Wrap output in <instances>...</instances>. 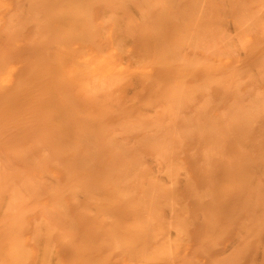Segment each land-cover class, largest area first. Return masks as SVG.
<instances>
[{
  "label": "rangeland",
  "instance_id": "1",
  "mask_svg": "<svg viewBox=\"0 0 264 264\" xmlns=\"http://www.w3.org/2000/svg\"><path fill=\"white\" fill-rule=\"evenodd\" d=\"M3 1H4V3H3ZM17 3H16V2ZM26 1L27 0H0V19L2 20V22H1V20H0V24H2V25H0V35H1V33L3 34V37H1L0 39L1 40H3L2 42H0V44L1 43H5V40L7 39V42L8 43H10V34L8 35L9 37L8 38H6L7 37V35L5 36V34H8L9 33V31H10V29H9V31L7 32L6 31V33H5V26H6V24H7V27H8V25L10 24V25H12V23H13V21H14V24H13V26H11V28H14L15 29V26L14 25H16L15 23H17V22H20L21 21V23H22V25L20 24V26H22L23 28H20V29H22V31L20 32V29H15V31L13 30V32H17L16 33V36H17V39H16V36L14 37V39L12 40V42L10 43V44H14L13 46H14V48L16 49H11V47H9V46H11V45H6L7 44V42H6V46H7V48L9 47V49L7 50L8 52H10L11 51V54L13 53V51L15 52L14 53V60L13 61H10L9 62V64H10V67L14 70V72L15 73H17V72H20L23 68H26V66H27V64L28 63H26V62H28V60H29V58H33L34 56H37V54L39 55L40 54V52H42L45 48L47 49V46L49 45H51L52 43L54 44V41H55V44H60V41H61V43L63 42L64 43V41H65V43L63 44V45H66L68 48H70V51L71 52H73L74 53V55H77V56H80V55H82V54H90V58L92 59L93 58V56L95 57V58H97V62H96V59L95 58H93V60H95V61H93L95 64L96 63H100V62H103V63H105V62H109V63H111V64H113V65H115L116 67L118 66H120L119 68H122L123 70V74H124V82L122 81L120 84H118L117 85V87H115V88H118V86H119V89H113L112 90V93H111V95H113L114 96V98L112 97V99L109 101L108 100V102H107V105H105L106 103L105 102H100L101 104L99 105V108H97L98 107V104L96 105L97 107H95L93 110H95V113H87L86 114V112H85V106L83 107L82 105L84 104V103H80L81 101L83 102V100H81V99H79V98H77V96L76 97H74L73 96V98H74V100L75 101H73L72 102V104L73 105H71L69 102H67V103H65V105L64 106H66V104H70L71 105V107H67V110L70 108V110L69 111H67L66 113H65V116L67 117H65L67 120H70V121H68V122H66V121H64L65 122V126H63V125H61V127L60 126H54V128H49V130L51 129L52 131V133H56L57 134V132H59L60 130H61V132L63 133H60L62 136H60V140L56 137V135H54V134H52V133H50V131L48 132L49 134H52V136L51 137H53V135H54V138H51V139H56V141L54 142V144L55 145H53V144H50L49 142H43V144L45 143L46 145H44V146H40V148H39V150L41 149V147L42 148H44L45 146V150H46V153H43V155L46 157V160L48 159L47 157H50L51 159L49 160L50 162L48 163L47 161L46 162H44V164H46L45 166H44V169L46 170V172L47 173H49V175H51L52 176V178L55 180L54 181V183H55V185L58 187V192H59V197L58 198H60V201H61V203H62V206H65V208L64 207H62L64 210H65V215L66 216H64L63 218L65 219L64 221L66 222V223H64L63 225H65V226H68L69 225V223H70V225H71V227L73 226V232H74V235L75 236H72L73 237V239H74V241H70L69 243H70V247H69V245H66V244H63V243H59V239H58V237L56 236V235H51L50 237H51V239H48V241H49V243H50V248L52 249L51 250V252H52V256L55 258V260H57L58 262H59V264H71V262H72V264H80V262H78V260L76 259L75 260V257H72L73 255L72 254H74V250H76L75 248L78 246H81V245H85V244H87V245H89V246H87V245H85V247H86V249H82V250H80L81 252L83 251V250H85V252H82V254H83V256H82V254H81V252H80V254H81V256L84 258V256L85 257H89L88 259H87V261H89L88 263H92V262H94V263H92V264H106V263H111V264H138V263H135L134 261H129L128 259H127V257H125L124 255H121V253H122V251L121 250H118V253H117V249L116 248H113V247H111V246H109L110 245V243L109 242H107V240H105V241H103L102 240V238L104 239V237L106 238V235H105V231H104V229H103V227H100L101 229H103V231H100L101 229H99V226H94L93 224H94V222L90 219L91 217L88 215L87 216V218H86V216L85 215H87V213L86 214H84L85 213V211L86 212H90L89 211V209L91 208V210L93 209V211H96V212H98V210L100 209H98V207L95 205V207H97V209L98 210H94L95 209V207H93L94 205H90V204H88L89 202L87 201L88 200V196L90 195V193L92 194V196H94V197H92V198H94V199H97V198H106V199H108V200H111V196L113 195V193H114V191H115V188H116V186H117V184H114V183H112V180L113 179H115L116 177L117 178H119L120 177V175H122V173H120V170L121 169H123L122 167H124V169H125V166H126V169H128V172L130 173V171H132V169L135 167H133V165L136 163V164H140L139 162H141V163H143L145 160L147 161H145L144 163H143V166H144V168H146L149 172H152L153 171V173H151V174H155V172H156V168H158V165H159V163L157 164L155 161H154V156L156 155V154H154L153 155V153H156L153 149H152V147L153 146H158V147H163V148H165L166 147V149H168V155H166V154H164V156L166 155L167 156V158H166V156H165V158L167 159V161L169 162V163H172V164H176L178 167H180L181 169H180V171H181V175H180V180H178L177 181V184H176V186H174L173 187V189L172 190H174V191H172V192H170L169 194H168V196L166 197V198H161L160 200H159V203L157 204V207L158 208H160V207H165V205H166V210H171V211H168V212H166L165 211V216H164V214L163 215H161V217H160V221H161V223H164L163 225H164V227H165V229L166 230H170V229H172L173 230V228L172 227H176V228H179L180 227V231H182V234H181V238H180V240L178 239L177 240V244H180L179 246H181L180 248H178L177 249V254L176 255H178V256H176L177 258H174L175 260L172 262V264H239V262H240V264L242 263V264H262V263H264V254H262V253H264V251H262V250H264V241H262V240H264V237H261V236H264V227H262V225H264V222H262V221H264V218H262V221H261V226H259L260 224L258 223V220H257V218H260L261 216H264V214H262V213H264V207H262L261 205H264V204H262V202L259 200V198L262 200V201H264V183H262V182H264V112H262L261 110H258V111H254L253 113H249L250 114V120H248V118L247 117H249V114H245L246 115V117L244 116V117H242L243 119L244 118H247V120H246V122H245V119L243 120L244 122H240V123H238V119H237V125L236 126H238V128L237 129H233V127H234V125H235V123H232L231 122V120H233L232 119V117L231 116H227V115H230V113H231V111H234L235 109V106H233V103H234V101L235 102H237V104H235L234 103V105H238V103H240V105L241 104H244V105H241L242 107H238L237 106V108L239 109H242V108H245V106L246 105H250V104H247V103H251L252 102V100L255 98V96L257 95V96H264V65H262V64H264V63H262V62H264V0H218L219 2H217L216 0V6H215V3H213L214 1L212 0V2H210V3H212L211 5H210V3H208V4H206V6L204 5V7H203V9H202V7H201V9H200V7H198V6H194L195 8L197 7V9L199 8V10H195V9H193V7H192V4H191V0H179V1H177L176 3H178V4H176V3H174L173 4V1L174 0H172V4H173V6H172V4H170L171 3V0H169L170 2H168V0H163L164 1V3H165V1H167L165 4H162V2H161V5H158V2L160 1H158V0H149V3L148 2H146L145 0H127V3L129 4L128 5V7L126 6V5H123V6H125V7H127V8H125V7H123L122 6V2L120 1L119 2V0H114V1H112V0H109V1H111L110 3L111 4H109V5H111L109 8H108V6L109 5H107L106 4V2L105 1H101V5H102V2H103V5H104V2H105V6H106V8H105V6H100V5H96L97 3L95 2V1H83L82 3H84V5H83V8H86V9H83V10H89L90 9V7H92L93 9H90L89 11H90V13H89V11L88 12H86L87 13V15H88V18H89V16L91 15V18H90V20H88L89 21V23H90V21H91V19H92V22L90 23V24H88V22H87V19H86V22H83L82 24V26L81 27H83V26H85V27H83V28H86V29H84L83 30V28H79L78 27V30H74L75 32H73V30H68L67 28L68 27H64V25H61L60 26V24H57V23H55L54 21V18H52V17H47V16H45V17H41L42 15L44 16V14L45 13H48L47 12V10H46V12H45V6L46 5H48L49 7H48V9H50V11L51 10H53V9H51V8H53L52 6H55L54 7V11H55V13H59L60 14V11L59 10H61V12L63 11L62 9H64V10H68V6L67 5H69L70 6V3L68 4L67 2H66V0H65V2L66 3H64L63 2V4H64V6L62 5V6H60L61 7V9H60V7H58V4H62L61 3V1H63V0H60V1H58V0H56V1H58V2H56L55 0H49V2H48V0H47V2L50 4H44V6L42 5V8L44 7V11H42L41 9L42 8H40V10L42 11V13L43 12H45L44 14H42L39 10H36L37 12H32L33 14H35V13H37V14H39L40 15V17L42 18V20H41V18H38V21L40 20V22H42L44 19L43 18H45L46 19V17L49 19V18H52V19H50V22L52 21L53 23H55L54 25L52 24V22L50 23L49 21H47L46 20V22H49L50 24H51V28L49 27V29H48V27H47V23L45 24V23H43V25H42V23H39L38 21H37V19H35L39 24H41L42 26H44V25H46L45 27H46V31H50V29H52L51 31L53 32V35L51 34V32H48V33H50V37L49 36H44V37H42L43 36V34H46V32L44 31L45 29V27H42L41 25H39L38 27L36 26V24H37V22L35 21V23L33 24V25H35L34 27H33V30H35L34 28L35 27H37V28H39L40 30H41V34L43 33L42 31H44L45 33H43L42 34V36H41V34H40V36H41V38H37L38 37V35L36 34V33H34L33 32V30H32V26H30V24H31V21L33 22V17L35 16H33V14L32 13H30V10L32 9V7L30 8L29 7V5L28 6H25L26 5ZM29 1V0H28ZM37 1H39V0H34V2H33V0L31 1H29V3L28 4H30V2L32 3V4H34V7L33 8H35L38 4H40V2L39 3H36ZM69 1V0H68ZM72 1V0H71ZM70 1V2H71ZM75 0H73L72 1V3H71V5L73 4V3H75L74 2ZM97 1H99V0H97ZM116 1H118V3L116 2ZM144 1V2H143ZM162 1V0H161ZM176 1V0H175ZM182 1V2H181ZM211 1V0H210ZM21 2H22V4L23 3H25L23 6H22V4H21ZM46 2V3H47ZM54 2V3H53ZM85 2H87L86 4H85ZM90 2H91V6L89 5L90 4ZM112 2L114 3V2H116V3H114V4H112ZM151 2H154V3H151ZM155 2H157L156 4H155ZM231 2V3H230ZM244 2V3H243ZM57 3V4H56ZM100 2H98V4H99ZM219 3H222V5L220 4V6H218V4ZM17 4H19V5H17ZM37 4V5H36ZM67 4V5H66ZM93 4H95L96 6H93ZM117 4V5H116ZM118 4H120V6L118 5ZM146 4H148V7L146 6ZM153 4H155V5H153ZM6 5V6H5ZM8 5V6H7ZM36 5V6H35ZM41 5L39 6V7H41ZM75 5V4H74ZM88 5V6H87ZM114 5V6H113ZM116 5V6H115ZM143 5V6H142ZM163 5H171V6H163ZM209 6V8H208V6ZM231 5V6H230ZM258 5V6H257ZM19 6V7H18ZM24 7L25 6V9H26V7L28 8V12L26 13V14H24V12H26L27 11V9H26V11H25V9L24 8H20V7ZM30 6H33V5H30ZM90 6V7H89ZM132 6H133V8L135 9V8H137L136 10H134V9H132ZM153 6V7H152ZM156 6V7H155ZM163 6V7H162ZM220 7V8H218V7ZM222 6V7H221ZM6 8V9H4V8ZM15 7H16V9H15ZM20 8L19 10H18V8ZM38 7V6H37ZM119 7H123V8H125V9H123V8H119ZM130 7H131V9H130ZM140 7V8H139ZM143 7V8H142ZM147 7V8H146ZM158 7V8H157ZM175 7V8H174ZM178 7V8H177ZM10 8V9H9ZM13 8V9H12ZM59 8V9H58ZM70 8H72L71 6H70ZM69 8V9H70ZM115 8V9H114ZM117 8V9H116ZM151 8V9H150ZM155 8V9H154ZM163 8V9H162ZM214 8V9H213ZM218 8V9H217ZM4 11H3V10ZM36 9V8H35ZM35 9H34V11H35ZM37 9H39V8H37ZM56 9V10H55ZM108 9H110V12L111 11H113V13L111 12V14H110V12L108 11ZM120 9V10H119ZM126 9H128L127 11H129V12H127L126 11ZM9 10H13V11H9L10 13L11 12H13V17H14V14H15V12H16V14L18 15V17H17V15H16V17H15V20L14 19H12L13 17L12 16H10V13L8 12ZM16 10V11H15ZM24 12H23V11ZM104 10V11H103ZM108 11V13L106 14V13H104L105 11ZM118 10H119V12H118ZM126 11L125 13H124V15H121V14H123L122 12H120V11ZM131 10V11H130ZM133 10H134V12H133ZM140 10V11H139ZM216 10H218V11H216ZM220 10V11H219ZM233 10V11H232ZM2 11V12H1ZM22 11V12H21ZM32 11H33V9H32ZM39 11V12H38ZM49 11V10H48ZM49 11V13L50 14H52V16H53V14H54V17H55V13H54V11H51L50 12ZM57 11V12H56ZM115 11V12H114ZM136 11V12H135ZM144 11V12H143ZM215 13H214V12ZM222 11V12H221ZM6 12H8V14H9V16L10 17H12L11 19L13 20L12 21V23H9L10 21H11V19H9L10 17L9 16H7L5 13ZM116 12H118V13H120V15L118 14L117 15V13ZM141 12V13H140ZM221 12V13H220ZM227 13V14H225V15H223L222 17L223 18H220L219 19V15L220 14H223V13ZM30 13V14H29ZM116 13V17H118V18H115V14ZM127 13V15L129 14V16H131V14H132V17H129V16H127V15H125ZM139 13V15H140V19L138 18V17H136L135 19H134V17L136 16L135 14H138ZM142 13H144V14H142ZM220 13V14H219ZM244 13V14H243ZM3 14H5V16H6V18L7 17H9V18H7L8 20H5L6 18H4L3 19ZM36 14V17L38 16ZM42 14V15H41ZM59 14H57V15H59ZM102 14L103 15H106L107 16V18H109V21H108V19L107 18H105V17H103L102 16ZM207 14V15H206ZM28 15H31V16H29L28 17V19L30 18V23L28 22L29 20H26V23H27V25L25 24V20L23 21V19L26 17V16H28ZM47 15V14H46ZM49 15V14H48ZM133 15H134V17H133ZM200 15V16H199ZM206 15V16H205ZM214 15V16H213ZM253 15V16H252ZM20 16H25L24 18H20ZM51 16V15H50ZM110 16V17H109ZM122 16V17H121ZM162 16V17H161ZM217 16V17H216ZM226 16L228 17V18H226ZM237 16V17H236ZM255 16V17H254ZM31 17H32V19H31ZM39 17V16H38ZM102 17H103V19L105 20V21H103L102 20ZM166 17V18H165ZM198 17V18H197ZM213 17V18H212ZM94 18V19H93ZM112 18V19H111ZM125 18H126V20H125ZM128 18V19H127ZM132 18V19H131ZM162 18H164V19H162ZM216 18V21L214 20ZM16 19H20V20H17L16 21ZM22 19V20H21ZM25 19H27V18H25ZM56 19V18H55ZM107 19V20H106ZM115 19V21H112V20H114ZM130 19V20H129ZM202 19H204V20H202ZM206 19V20H205ZM212 19V20H211ZM221 19H223V20H221ZM241 19V20H240ZM248 19V20H247ZM256 19V20H255ZM5 20V21H4ZM10 20V21H9ZM122 20V21H121ZM132 20V21H131ZM140 20V21H139ZM149 20V21H148ZM197 22H199L200 21V23H197L198 25H196V21ZM254 20V21H253ZM258 20V21H257ZM7 21H9V22H7ZM108 21V22H107ZM162 21V22H161ZM168 21V22H167ZM176 21V22H175ZM191 21V22H190ZM213 21V22H212ZM220 21V22H219ZM6 22V23H5ZM24 22V23H23ZM105 22H106V24H105ZM116 24H115V23ZM131 22V23H130ZM163 22H164V24H163ZM195 22V23H194ZM209 22H211V23H209ZM249 22V23H248ZM254 22H255V24H254ZM259 22V23H258ZM5 23V24H4ZM84 23H86V24H84ZM103 23V24H102ZM114 23V24H113ZM128 23H130V24H128ZM169 23H170V25H169ZM178 23V24H177ZM18 24V26H19V23H17ZM23 24H25L24 26H27L26 28L23 26ZM49 24V25H50ZM118 24V25H117ZM124 24V25H123ZM149 24V25H148ZM184 24V25H183ZM193 24H195V25H193ZM209 24V25H208ZM221 24L222 25H228V26H230V27H228L227 29L229 30H227L226 28H225V35L223 34L224 32L222 31V30H220V31H222L223 33V35H224V39H225V43H226V38L225 37H227V31L228 32H230V35L228 36L229 38H230V36H231V38L233 39L234 38V41H235V45L236 44H238L239 45V47L241 46H243L242 48L240 47H238V45L236 46V48L238 47L240 50H241V53H243V54H240V51L239 52H237L238 50L236 49V52H235V50H233V52L231 51V53L228 55L229 57L228 58H222V59H217V57L215 58L214 56L213 57H211L210 59H212V61L209 59V55L205 52V54H204V52H203V50H205V49H207V48H203L205 45H204V39H205V41L207 42V41H209V42H207V44L209 45V46H211V45H213V42H215V41H212V40H215L213 37H215L216 39H217V35H219L221 32H219L218 31V29H219V27L221 26ZM246 26H245V25ZM249 24V25H248ZM262 24V25H261ZM10 25H9V28H10ZM32 25V24H31ZM38 25V24H37ZM96 25V26H95ZM108 25V26H107ZM110 25V26H109ZM115 25H117V26H115ZM143 25V26H142ZM153 25V26H152ZM212 25H213V27H212ZM216 25H217V28H215L216 27ZM258 27H257V26ZM260 25V26H259ZM18 26L16 27V28H18ZM30 26V27H29ZM53 26V27H52ZM64 27V29L63 28H61V27ZM92 26V27H91ZM119 26H121L122 28H121V32H120V27ZM133 28H132V27ZM185 26V27H184ZM215 26V27H214ZM249 26H250V29H249ZM254 26H255V28H254ZM57 27V28H56ZM91 27V28H90ZM116 27H117V30H115L116 29ZM159 27V28H158ZM182 27V28H181ZM198 28V29H196V28ZM233 27V28H232ZM260 27V28H259ZM2 28H3V30H2ZM25 28V30H23ZM36 28V29H37ZM54 28H56V30H54ZM77 28V27H76ZM96 29V30H94V29ZM98 28V29H97ZM131 28V29H130ZM149 28H152L151 30L149 29ZM164 28V30H162ZM176 28V29H175ZM188 28H189V30H188ZM208 28V29H207ZM214 28V29H213ZM248 28V29H247ZM252 28V29H251ZM6 29H8V28H6ZM27 29V30H26ZM59 29V30H58ZM62 30V33H61V30ZM140 29V30H139ZM148 29V30H147ZM154 29V30H153ZM158 29H159V31H158ZM183 29H184V31H183ZM210 29H212V30H210ZM232 29V30H231ZM18 30H19V32H18ZM38 30V29H37ZM57 30H58V32L60 31V33L61 34H56V38H55V34H54V31H56L57 32ZM65 31V33L66 32H68L69 31V38L67 37L68 36V33L67 34H65L64 33V31ZM88 30H89V34H87L88 33ZM101 30H103V31H101ZM128 30V31H127ZM130 30H132V31H135V32H132V31H130ZM153 30V31H152ZM162 30V31H161ZM183 31V33H182V31ZM210 30V31H209ZM216 30V32L218 31L219 32V34H217V33H215L214 31ZM235 30V31H234ZM250 30V31H249ZM252 30V31H251ZM254 30V31H253ZM255 30H256V32H255ZM4 31V32H3ZM91 31H92V33H94V34H91L90 35V33H91ZM101 31V32H100ZM124 31V32H123ZM163 31H164V36H163ZM168 31V32H167ZM171 31V32H170ZM180 31H181V34H180ZM195 31H197V32H195ZM212 31H213V33H214V35H212ZM231 31H232V33H231ZM11 32H12V30H11ZM37 32V31H36ZM57 32V33H58ZM70 32H73V33H70ZM81 32H83V33H81ZM119 32V33H118ZM123 32V33H122ZM126 32H128V33H126ZM140 32V33H139ZM153 32V33H152ZM154 32H155V34H154ZM167 32V33H166ZM5 33V34H4ZM21 33V34H20ZM31 33H32V35H31ZM48 33L46 34V35H48ZM66 35L65 37H64V34ZM104 33V34H103ZM126 34V36H124L125 34ZM142 33V34H141ZM146 33V34H145ZM160 33V34H159ZM195 33V34H194ZM199 33V34H198ZM210 33H211V35H210ZM235 33V34H234ZM238 33H240L239 35H241L242 37L241 38H238ZM21 35V36H18V35ZM35 34V35H34ZM73 34L75 35V36H77V38H75V36L73 37ZM96 34H98V35H96ZM103 34V35H102ZM117 34L121 37V36H124V39L126 38V37H128L129 38V40L126 38V41H125V43L126 44H123L122 42H119L120 40H123V39H118V37H117ZM121 34H123V35H121ZM138 34V35H137ZM157 34H159V37L157 36ZM180 34V35H179ZM185 34V35H184ZM189 34V35H188ZM205 34V35H204ZM215 34H217L216 36H215ZM37 35V36H36ZM57 35H58V37H60V39L57 37ZM61 35V36H60ZM70 35H72L71 37L72 38H70ZM80 35L81 36H84V38L82 39V37H80ZM87 35V36H86ZM93 36V38H91L90 36ZM95 35V36H94ZM115 37H117L116 38V45H118V46H113V40H115V38H114V36ZM162 37H161V36ZM166 35V36H165ZM168 35H171V36H169L168 37ZM176 35V36H175ZM179 35V36H178ZM182 35V36H181ZM200 35V36H199ZM203 35V36H202ZM207 35H209L208 37H209V39H208V37H207ZM221 35V34H220ZM220 35H219V37H220ZM234 35V36H233ZM238 35V36H237ZM5 36V37H4ZM36 36V37H35ZM54 36V37H53ZM63 36V37H62ZM98 36V38H95V37H97ZM199 36V37H198ZM233 36V37H232ZM19 37V38H18ZM85 37H87V39L85 38ZM103 37H104V39H103ZM113 37V38H112ZM137 37H138V39H137ZM140 37V38H139ZM141 37H142V39H141ZM154 37V38H153ZM163 37H164V39H163ZM173 37V38H172ZM192 37V38H191ZM196 37H197V39H196ZM203 37H205L204 39H203ZM218 37V38H219ZM228 37H227V40H229L228 39ZM238 39H237V38ZM5 40H4V39ZM21 38V39H20ZM31 38V40H29ZM44 38H46V39H44ZM53 38H55V39H53ZM61 38H63V40L61 39ZM66 38H67V40H66ZM89 38H90V40H93V39H95L96 41H94L93 40V45L95 44H97V48H96V46L94 45V46H92L91 44V41L89 40ZM131 38V39H130ZM133 38H134V40H133ZM145 38V40H143ZM151 38V39H150ZM176 39V41H177V43H174L173 45H171L170 43H168V42H172L173 43V41ZM179 38V39H178ZM186 38V39H185ZM191 38V39H190ZM199 38V39H198ZM207 38V39H206ZM212 38V39H211ZM221 38V37H220ZM243 38V39H242ZM16 39V40H15ZM20 39V40H19ZM35 39V40H34ZM38 39H40V41H42L43 43H44V45H43V43H40V41L38 40ZM43 39H44V41H43ZM48 39V40H47ZM68 39H70V41L68 40ZM72 39V40H71ZM73 39H75V40H73ZM80 39H82V40H80ZM106 39V40H105ZM118 39V40H117ZM136 39V40H135ZM150 39V40H149ZM188 39V40H187ZM190 39V40H189ZM193 39V41L191 42V40ZM195 39V40H194ZM239 39H241V41L239 40ZM0 40V41H1ZM15 40V41H14ZM84 40V41H83ZM99 40V41H98ZM101 40V41H100ZM128 40V41H127ZM147 40V41H146ZM152 40V41H151ZM164 40V41H163ZM170 40H173V41H170ZM197 40V41H196ZM202 40V44L200 45V41ZM14 41V42H13ZM37 41V42H36ZM39 41V42H38ZM50 41H51V43H50ZM53 41V42H52ZM56 41H57V43H56ZM71 41H72V43H71ZM75 41V42H74ZM117 41H118V43H117ZM144 43H143V42ZM159 41V42H158ZM161 41V42H160ZM167 41V42H166ZM175 41V42H176ZM181 43H180V42ZM234 41H233V43H234ZM238 41V42H237ZM102 42V43H101ZM129 42V43H128ZM145 42H147V43H145ZM151 42V43H150ZM154 42V43H153ZM163 42V43H162ZM191 42V43H190ZM194 42V43H193ZM228 42H231L232 43V41H228ZM227 42V43H228ZM240 42V43H239ZM242 42H244V45H243V43ZM90 43V44H89ZM114 43V44H115ZM165 43H167L168 44V47H167V45L165 44ZM199 43V44H198ZM217 43V42H216ZM215 43V44H216ZM232 43V45H234ZM41 46H40V45ZM138 44V45H137ZM146 44V45H145ZM178 44H180V45H178ZM192 44V45H191ZM206 44V45H207ZM214 44V45H215ZM228 44H230V43H228ZM242 44V45H241ZM124 45H126V46H124ZM145 45V46H144ZM151 45H152V47H151ZM154 45H155V47H154ZM156 45L157 46H160V47H162V45L164 46V48L162 47V48H160V47H158V48H160V49H158L157 47H156ZM171 45V46H170ZM184 45V46H183ZM189 46L191 49H189V47H187V46ZM197 45V46H196ZM231 45V44H230ZM231 45V46H232ZM234 45V46H235ZM1 46V45H0ZM4 46V45H3ZM2 46V47H3ZM12 46V47H13ZM98 46H99V48L101 49L100 51L98 50L97 51V49H99L98 48ZM121 46H122V48H121ZM177 46H179L178 48H177ZM193 46V47H192ZM1 47V48H2ZM5 47V46H4ZM17 47V48H16ZM18 47H19V49H18ZM107 47V48H106ZM124 47H125V49H124ZM151 47V48H150ZM166 47V48H165ZM170 47V48H169ZM233 47V46H232ZM6 48V47H5ZM6 48V49H7ZM41 48V49H40ZM144 48V49H143ZM153 48H155V49H153ZM171 48H173V54L171 53V51H172V49ZM175 48H176V53L174 52L175 51ZM199 50H198V49ZM4 48H2V49H0V52H6V51H4L3 50ZM11 49V50H10ZM76 49V50H75ZM103 49V50H102ZM105 49H106V51H105ZM143 49V50H142ZM157 49V50H156ZM169 49H171V50H169ZM202 49V50H201ZM243 49V50H242ZM245 49V50H244ZM247 49V50H246ZM10 50V51H9ZM96 50V51H95ZM168 50V51H167ZM196 50V51H195ZM197 50H198V52H197ZM202 52H201V51ZM20 51V52H19ZM74 51H77V52H74ZM101 51H103V52H105V53H103V52H101ZM109 51V52H108ZM117 51H120V52H117ZM165 51V52H164ZM177 51H179V52H177ZM247 51V52H246ZM17 52V53H16ZM28 52V53H27ZM122 52V53H121ZM127 52V53H126ZM138 52V53H137ZM142 52H143V54H142ZM145 52V53H144ZM149 54H148V53ZM152 52V53H151ZM153 52H155V56H154V53ZM170 52V53H169ZM197 52V53H196ZM18 53H19V55H21V57L23 56V55H25L24 53H26V55L24 56L25 58L26 57H29V58H27V60L24 58V60L26 61V62H22L23 60V57L21 58L19 55H18ZM20 53H23V54H20ZM31 55H30V54ZM33 53V54H32ZM43 53V52H42ZM109 53V54H108ZM159 53L161 54V55H159ZM194 53V54H193ZM16 54V55H15ZM28 54V55H27ZM125 54V55H124ZM162 54L164 55V56H162ZM171 54H172V57L170 58L169 57V59L167 58V60L168 61H170V62H172L171 60H172V58L174 59V56L177 58L178 56H179V58H177L178 59V61H181L182 60V62H183V60H184V62H187V63H189V62H197L196 60H198V62H200V60H203L204 59V57H205V60H207L208 59V62H212V64H213V70H212V68L210 69V67H212V66H210L209 67V65H211V63L208 65L207 63H206V61L204 62L203 61V63H205L204 64V66L207 64V66H203V63L202 62H200V64L202 63V65L201 66H199L198 68L199 69H195L193 72H194V74H193V76H191V77H193L194 79H192L191 77H190V80H188V81H186L187 80V78L189 79V77H186L185 76V78L183 79V80H185L184 81V83L185 84H183V80H181V83H182V89L184 90V88L185 87H187L188 86V88L190 89V91L188 90V91H184V92H186V95H188L187 97H184L185 95H183L182 93V89H181V84H179V88H180V90H178V86H177V84H165V85H161V84H154V85H152V83H150L149 82V80H146L147 78H151L152 77V79L153 80H155V81H158V79H160L161 78V76H163V72H165V74H171V72H175L174 71V67H171L170 68V66H174V65H172V63H168L166 66H165V64L168 62L167 60H166V57H168V55H170L171 56ZM18 55V56H17ZM97 55H98V57H97ZM103 55H105V56H103ZM148 55V56H147ZM176 55H178V56H176ZM231 55V56H230ZM232 55H233V58H231L232 57ZM236 55V57L234 58V56ZM15 56H17L16 58H15ZM33 56V57H32ZM100 56V57H99ZM202 56H203V59H202ZM212 56V55H211ZM149 57V58H148ZM157 57H159V58H163V62H164V64H163V62H161V64H163V66L164 67H162V65L161 66H158L157 64H159L158 62H156L157 60H158V58ZM199 57H201V58H199ZM108 58V59H107ZM119 59V60H117V59ZM131 58V59H130ZM139 58L140 59H142V60H139ZM155 58V60H153ZM12 59V58H11ZM113 59V60H112ZM135 59V60H134ZM144 59H146L145 60V63L143 62V60ZM171 59V60H170ZM187 59V60H186ZM116 60V61H115ZM148 60V62H146ZM159 60H161V59H159ZM256 60V61H255ZM142 62V63H141ZM181 62V63H182ZM14 63V64H13ZM123 63V64H122ZM140 63V64H139ZM178 63V62H177ZM13 64V65H12ZM26 64V65H25ZM216 64V65H215ZM23 65H25V66H23ZM170 65V66H169ZM139 66V67H138ZM156 66H158V67H156ZM222 66V67H221ZM165 67H167V68H165ZM204 67V68H203ZM20 68V69H19ZM161 68V69H160ZM169 69V70H171V71H162V69ZM206 68H208V69H206ZM229 68V69H228ZM231 68H233V69H231ZM164 69V70H165ZM222 69V70H221ZM245 69V70H244ZM257 69V70H256ZM161 70V71H160ZM206 70H208V71H206ZM209 70H211V71H209ZM216 70V71H215ZM231 70L233 71V73H234V70H237L234 74H236L235 76L237 77V78H234V76H232V78H234L235 80H236V83H235V81H233V80H230V76H229V73L231 74ZM129 71V72H128ZM195 71H196V73H195ZM213 71V72H212ZM220 71V72H219ZM226 71L228 72V75H227V73H226ZM230 71V72H229ZM245 71V72H244ZM125 72V73H124ZM160 72V73H159ZM161 72L163 73V74H161ZM177 72V71H176ZM175 72V73H176ZM192 72V73H193ZM209 72V73H208ZM261 72V73H260ZM133 73H135V74H140V76L141 75H148L147 76V78L145 79V78H143V80H142V78L140 79V78H138V79H140V80H133V79H130L131 78V76L133 75ZM232 73V74H233ZM159 74H161V75H159ZM168 74V75H169ZM207 74H209L210 75V77H212V78H214V76H215V78L214 79H216V80H214V79H211L210 77H209V75L207 76ZM233 74V75H234ZM128 75V76H127ZM131 75V76H130ZM157 75H159V76H157ZM226 75V76H225ZM262 77H260V76ZM127 76V77H126ZM145 76V77H146ZM206 76H207V78L208 79H210V84H203L204 82H205V80L207 79L206 78ZM229 76V77H228ZM126 77V78H125ZM134 77V76H133ZM132 77V78H133ZM160 77V78H159ZM221 77H224V79H225V77H228V79L230 80V82L228 81V79H227V83L226 84H224L223 82H225V80L224 81H221L219 78H221ZM155 78H157V80L155 79ZM217 78H218V80L219 81H217ZM238 78H240L239 80H238ZM135 79V78H134ZM145 79V80H144ZM152 79H150V81H152ZM182 79V78H181ZM208 79L206 80V82L208 81ZM247 79V80H246ZM254 79V80H253ZM194 80V81H193ZM197 80V81H196ZM213 80H214V82H213ZM144 81V82H143ZM148 81V82H147ZM245 81H246V83H245ZM215 82H217V84L215 83ZM243 82V83H242ZM125 83V84H124ZM137 83V84H136ZM146 83V84H145ZM208 83V82H207ZM230 83H231V85L232 86H228V85H230ZM233 83V84H232ZM235 83V84H234ZM238 83V84H237ZM149 85V86H148ZM152 85V86H151ZM161 85V86H160ZM168 85H169V87L171 88V89H177V90H175V91H173V92H176V94H178V93H180L179 95H177L178 97H176V98H174L175 96H176V94H174V95H171V94H166V92H165V89L166 88H168ZM170 85H172V86H170ZM173 85H175V86H173ZM184 85H185V87H184ZM204 85H208V87L206 88L207 90H205L204 91V93H203V91H198V90H195V89H197L198 87H202V86H204ZM227 85V86H226ZM233 85H234V87H233ZM237 85V86H236ZM241 85V86H240ZM229 87L230 88V90H229V88H227L228 90H225V92H224V89L226 88V87ZM254 86H255V88H254ZM163 87V88H162ZM194 87V88H193ZM225 87V88H224ZM238 87V88H237ZM158 88V89H157ZM165 88V89H164ZM187 88V89H188ZM231 88H233V89H231ZM234 88H236L235 90H234ZM162 89V90H161ZM221 89V90H220ZM118 90V91H117ZM159 90H161V91H159ZM186 90V89H185ZM194 92H193V91ZM237 90H238V92H237ZM127 91V92H126ZM157 91V92H156ZM181 91V92H180ZM228 91V92H227ZM232 92L231 94H230V92ZM233 91L235 92H237L238 93V97H239V99H236L235 98V96H237L236 94H234L233 96H232V94H233ZM258 91V92H257ZM178 92V93H177ZM188 92H189V94H188ZM261 92V93H260ZM157 93H159V94H157ZM224 93V94H223ZM258 93H259V95H258ZM154 94H156V96L154 95ZM185 94V93H184ZM208 94H209V96H208ZM115 95H116V97H117V95H118V97H117V102L116 101H114V99H115ZM160 95V96H159ZM166 95V96H165ZM169 95H171L173 98H174V100L169 96ZM193 95V96H192ZM197 95V96H196ZM227 95V96H226ZM232 97H230V96ZM242 95V96H241ZM127 96V97H126ZM159 96V97H158ZM163 96H165V99L163 98ZM181 96H183V98L181 97ZM110 97V98H111ZM181 98V100H180V98ZM211 97V98H210ZM174 101V102H176L177 104H175V103H173L172 101H171V99ZM234 98L236 99V100H234ZM251 98H253V99H251ZM78 99V100H77ZM152 99V100H151ZM194 99V100H193ZM206 99V100H205ZM245 99V100H244ZM73 100V99H72ZM77 100V101H76ZM150 100V101H149ZM178 100H179V102L182 104V106L180 105V103L178 102ZM212 100V101H211ZM214 100V101H213ZM240 100V101H239ZM242 100V101H241ZM13 101V102H12ZM11 101V105H10V107L11 108H13L14 110H16V113L18 112V110H19V112H21L22 111V113H20V114H23V116H20L19 115V112H18V115H16L15 117L17 118V116H18V119L21 121V126H20V130H18V131H16V130H14L15 132H13L12 131V133H16V135L15 134H12L13 136L15 135L16 136V140H19V138H20V140L19 141H17V145H16V147L18 148V150L19 149H21V150H19V151H17L16 150V152H13L14 153V156H12V158L11 157H9L10 159H14L15 160V158L16 157H22V155L20 156L19 154H17V153H22L24 156H23V158H25V160H24V162H27L26 163V165H28V163L30 162H33L34 164H36V163H40L39 161H37L36 162V160H39V158H40V156H41V154H39V153H41L39 150H37L38 148H36L35 149V147H37L36 145L34 146V144L37 142V141H35V139L37 140V139H39V131H41V130H43V129H41L40 128V126L41 127H43V122H44V119H43V121L41 120V118L40 119H38V120H34V119H32L31 117H29L28 115H26L25 113H23V109L22 108H19L18 109V107L19 106H22V105H24V104H26V100H21V99H13ZM68 101V100H67ZM114 101V102H113ZM135 101V102H134ZM173 103V104H171V102ZM210 101V102H209ZM229 101V102H228ZM168 102H169V104H168ZM190 102V103H189ZM208 102V103H207ZM233 102V103H232ZM243 102V103H242ZM75 103H77V104H75ZM105 103V104H104ZM110 103V104H109ZM112 103V104H111ZM113 103H115V105L113 104ZM148 103H150V104H148ZM189 103V104H188ZM82 106V108H81V106ZM103 104H104V108H103ZM109 104V105H108ZM146 104H148V105H146ZM173 106H175L176 105V107H172L171 105ZM208 104H210L209 106H208ZM224 104V105H223ZM226 104V105H225ZM246 104V105H245ZM13 105H15V106H13ZM112 105V106H111ZM144 105V106H143ZM151 105V106H150ZM167 105H169V107L171 106V108L170 109H174L173 111L177 114H175L172 110L170 111L169 109H167V108H169V107H167ZM178 105V106H177ZM190 105V106H189ZM212 105V106H211ZM228 105H230L231 106V108H230V106H228ZM67 106H69V105H67ZM80 106V107H79ZM102 106V107H101ZM105 106L108 108H105ZM109 106V107H108ZM149 106V107H148ZM181 106V107H180ZM200 106V107H199ZM17 107V108H16ZM76 109H75V108ZM79 107V108H78ZM117 107V108H116ZM146 107V108H145ZM164 107H166V108H164ZM179 107V108H178ZM186 107V108H185ZM209 107V108H208ZM228 107H229V112L227 111L228 110ZM234 107V108H233ZM248 106H246V108H247ZM65 108V107H64ZM71 108H72V110H71ZM81 108V110L83 111L84 110V114L82 113L81 114V110L80 111H78V109H80ZM87 108V107H86ZM101 108V110L102 109H104V110H102V112H101V110L99 111V110H97V112H96V109H100ZM178 108V109H177ZM200 108V109H199ZM245 108V109H246ZM140 109V110H139ZM164 109H165V112H164ZM183 109V111L181 112V110ZM199 110V112H198V110ZM234 109V110H233ZM112 110V111H111ZM143 110V111H142ZM155 110V111H154ZM176 110V111H175ZM180 110V111H179ZM197 110V111H196ZM210 110V111H209ZM243 110V109H242ZM246 110H249L248 108L246 109ZM66 111V110H65ZM76 111V112H75ZM105 111H108V112H105ZM110 111V112H109ZM147 111V112H146ZM179 111V112H178ZM225 111H227V113L225 112ZM245 111V110H244ZM74 112V113H73ZM112 112H113V115H112ZM146 112V113H145ZM153 112H155V113H153ZM170 112V113H169ZM201 112V113H200ZM245 112H247V111H245ZM260 114H259V113ZM80 113V114H79ZM96 113H98V114H100V116L98 115V114H96ZM102 113H104L103 114V116H101L102 115ZM116 113V114H115ZM146 114V115H144V114ZM151 113H152V115H151ZM175 114V115H173V116H171V114ZM180 113V114H179ZM211 113H213V114H211ZM225 113H226V116L227 117H230V118H228V120L230 121V123L232 124V128H231V125H228V126H226V124L225 123H228L227 121L228 120H226L227 119V117L226 116H224L225 115ZM89 114V115H88ZM95 114H96V116H97V118L98 117H100V118H95ZM106 114V115H105ZM119 114V115H118ZM138 114V115H137ZM168 114H170L169 116H168ZM182 114V115H181ZM206 114V115H205ZM218 114V115H217ZM220 114V115H219ZM258 114V115H257ZM2 115V114H1ZM0 115V116H1ZM79 115H80V117H79ZM82 115V116H81ZM93 115V116H92ZM148 115H150V116H148ZM181 115V116H180ZM185 115V116H184ZM192 115V116H191ZM213 115V116H212ZM26 116H28V118H24V117H26ZM74 116H78V117H74ZM84 116H85V118H84ZM90 116V117H89ZM121 116V117H120ZM144 116H146V118L144 117ZM149 118H148V117ZM151 116H153V117H151ZM156 116V117H155ZM166 116V117H165ZM175 116V117H174ZM180 117V118H178V117ZM202 116V117H201ZM207 116V117H206ZM13 118V121L14 120H16V118ZM20 117H22V118H24V119H27V122H26V120H21V118ZM123 117H125V118H123ZM139 117V118H138ZM169 117V118H168ZM172 117V119H170ZM196 117H197V119H196ZM201 117V118H200ZM225 119H224V118ZM255 117H257V122H256V118ZM4 118V117H3ZM65 118H63V119H65ZM84 118V119H83ZM87 118H89V119H87ZM153 120H151V119ZM175 119V121H174V119ZM182 118V119H181ZM188 118H191V122L189 121V122H187L186 123V121H188ZM214 118V119H213ZM31 119V120H30ZM62 119V120H63ZM159 121H158V120ZM199 119H200V121H199ZM204 119H206V120H204ZM224 119V123L223 124H225V125H223L222 124V120ZM252 119V120H251ZM255 119V120H254ZM1 121H3L4 122V120L3 119H0ZM34 120V121H33ZM72 120V121H71ZM81 120H84V121H82V122H80ZM94 120V121H93ZM96 120V121H95ZM171 120V121H170ZM190 120V119H189ZM201 120H203V121H201ZM241 120V119H240ZM241 120V121H242ZM97 121H99L98 123H101V124H98V123H96ZM103 121V122H102ZM126 121H128V122H126ZM143 121V122H142ZM165 121V122H164ZM173 121H174V123H173ZM183 121V122H182ZM195 121H196V123H195ZM215 121V122H214ZM226 121V122H225ZM25 122V124H23V123ZM31 122V123H30ZM35 122V123H34ZM38 122V123H37ZM42 122V124H40ZM63 122V123H64ZM73 122V123H72ZM78 122V123H77ZM84 122V123H83ZM88 122H89V124H88ZM122 122H123V124H122ZM154 122H159V123H154ZM163 122V123H162ZM177 122V123H176ZM181 123V125H180V123ZM185 122V123H184ZM194 122V123H193ZM214 124V127H213V125H212V123ZM234 122H236L235 120H234ZM250 122V123H249ZM255 122V123H254ZM34 123V125L33 126H37L36 128H38L39 129V131H38V129H37V131H35V133L34 132H32V129H31V125ZM63 123H57V125H60V124H63ZM75 123V124H74ZM77 123V124H76ZM83 123V124H82ZM154 125H153V124ZM163 125H162V124ZM169 123H173L172 125L170 124L169 125ZM176 123V124H175ZM188 123H190V124H188ZM193 123V124H192ZM200 123V124H199ZM201 123H203V124H201ZM244 123H246L245 125H244ZM251 123H252V125H251ZM1 124H4V123H2L1 122ZM10 124H11V122H10ZM30 124V125H29ZM70 124V127H73V125H75L74 127H73V129H74V132H73V129L72 128H67L68 126L67 125H69ZM82 124V125H81ZM93 124V125H92ZM125 124H127V125H125ZM133 124V126H131L130 127V125H132ZM136 124V125H135ZM196 124V125H195ZM239 124V125H238ZM242 124V125H241ZM255 126H254V125ZM25 125H27V126H25ZM86 125V126H85ZM104 125V126H103ZM111 125V126H110ZM118 125V126H117ZM122 125H124V126H122ZM162 126V127H159L161 130H158V128H157V126ZM166 125H169V126H166ZM189 125V126H188ZM194 125V126H193ZM202 125V126H201ZM5 126V125H4ZM32 126V128H33V131L34 130H36V128L35 127H33ZM52 126V127H53ZM83 126H85V127H83ZM100 126V127H99ZM144 126H145V128H147V129H145L144 128ZM154 126V127H153ZM173 126H175V129H174V127ZM200 126V127H199ZM213 128H212V127ZM219 126V127H218ZM222 126H223V128H222ZM230 126V127H229ZM235 126V127H236ZM240 126V127H239ZM245 126V127H244ZM248 126V127H247ZM3 127V126H2ZM7 126H5V128H6ZM9 127V126H8ZM22 127H23V129H22ZM27 127H29V128H27ZM51 127V126H50ZM62 127H66L65 129H67L68 130V132H70V134H67L66 132H63V129L64 128H62ZM95 127H96V129H95ZM109 127H111V128H113V129H109ZM115 127V128H114ZM134 129H133V128ZM143 127V128H142ZM149 127V128H148ZM209 127V128H208ZM210 127H211V130H210ZM216 127V128H215ZM229 127V129H227ZM25 128V129H24ZM59 128H61V129H59ZM77 128V129H76ZM81 128H87V129H81ZM94 129V131H93V129ZM130 128V129H129ZM190 130H189V129ZM195 128V129H194ZM196 128H200L199 130L198 129H196ZM221 128V130H218V129H220ZM244 128V129H243ZM29 131H28V130ZM54 129V130H53ZM103 129V130H102ZM119 129H120V131H119ZM158 130V131H156V130ZM178 129V130H177ZM192 129V130H191ZM194 129V130H193ZM205 129H209L208 131L211 133H209V136L210 135H212V133H213V129H214V131H217V132H219V134H218V137H219V139L220 140H224V141H221L222 142V144L224 145H221V142H218L217 140H216V142H218V144H219V146L221 145V146H223V148L225 147V144L226 145H228V146H226L224 149H225V153H224V149L221 151L220 149V147L218 148L217 146H216V148H217V151L219 150L223 155H225V156H222V154L220 155H218L217 154V152H213L214 150H215V148H214V146H215V144L216 145H218L217 143H215L214 144V142H213V144L211 143V145H210V143H209V141L210 142H212L211 140V138H210V140H209V138L207 137H205V136H203V133H206L205 131H207V130H205ZM225 129H227V131L229 132V133H231L230 135L231 136H225L226 134H228V133H226L225 135L222 133V130H224V132H226V130ZM232 129V130H231ZM240 129V130H239ZM242 129V130H241ZM258 129V130H257ZM6 130H7V132L10 130V127H9V129H1V131L0 132H4V133H0V138H2V136L1 135H6V136H8V134H6L7 132H6ZM22 130V131H21ZM25 130H27L26 132H25ZM67 130H64V131H67ZM84 130V131H83ZM88 130V131H87ZM96 130H97V132H96ZM110 130V131H109ZM134 132H133V131ZM150 130V132H148ZM163 130V131H162ZM174 130H175V132H177V134L174 132ZM185 132H184V131ZM234 130V131H233ZM57 131V132H56ZM124 131V132H123ZM147 131V132H146ZM162 131V132H161ZM180 131V132H179ZM191 131H192V133H191ZM196 131V132H195ZM203 131V132H202ZM221 131V132H220ZM236 131H240V132H236ZM261 131V132H260ZM18 132H19V134L20 133H22V135L23 136H21V135H19L18 136ZM23 132H25V135H24V133ZM30 134H32V136L33 135H35L34 136V140H33V138L31 137V138H29L30 136H28L29 135V133ZM32 132V133H31ZM37 132V133H36ZM47 132H46V134H47ZM88 132V133H87ZM95 132V133H94ZM112 132V133H111ZM114 132L116 133V134H118V133H120L119 135H117L116 136V134H114ZM126 132V133H125ZM135 134L134 136H133V133ZM161 132V133H160ZM167 132V133H166ZM186 132H188L187 134H186ZM190 132V133H189ZM198 132V133H197ZM34 133V134H33ZM58 133V134H59ZM64 133H66V134H64ZM78 133V134H77ZM80 133V134H79ZM81 133H82V135H84V136H82L81 135ZM83 133H86V136H85V134H83ZM110 133V134H109ZM125 135V137H123L122 135L123 134ZM168 133H170V135L172 136V137H169L170 135L168 134ZM179 133V134H178ZM183 134V136H182V139H179V135H180V138H181V135ZM197 133V134H196ZM201 135H200V134ZM222 133V135H220ZM26 134H28L27 136H26ZM48 134V135H49ZM59 134V135H60ZM72 134H74V135H72ZM92 134V135H91ZM94 134V135H93ZM129 134V135H128ZM148 134V135H147ZM150 134V135H149ZM154 134V135H153ZM159 134V136H157ZM166 134V135H165ZM168 134V135H167ZM188 134H190V136H188ZM207 134H208V132H207ZM207 134H204V135H207ZM217 134L214 132L213 133V135L215 136V139H217ZM233 134H234V136H233ZM235 134H236V136H237V134L239 135V136H237V140L235 139ZM244 136H242V135ZM245 134H246V136H245ZM47 135V136H48ZM58 135V136H59ZM68 135V136H67ZM77 135H78V137H77ZM99 135V136H98ZM116 137H115V136ZM121 135V136H120ZM132 135V136H131ZM178 135V136H177ZM212 135V136H213ZM12 136V137H13ZM50 136V135H49ZM48 136V137H49ZM80 136H82L83 137V139H85V140H83L82 139V137H80ZM92 136H95V138L94 137H91ZM131 136V137H130ZM137 136V137H136ZM152 136V137H151ZM154 136H156V137H154ZM174 136H175V138H174ZM197 136H199V138L197 137ZM202 136H203V138H202ZM233 136V138L235 139H233V138H231ZM241 136V137H240ZM5 137V136H4ZM70 137V138H69ZM87 137V138H86ZM109 137V138H108ZM111 137H113L111 140L112 141H108V139L110 140V138ZM128 137V138H127ZM166 137H169L168 139L166 138ZM191 137V138H190ZM196 137V138H195ZM202 139H201V138ZM211 137V136H210ZM222 137H224V138H222ZM226 137H228V138H230L229 140H232V141H229V142H227L228 140H227V138ZM6 138H8V137H6ZM13 138H15V137H13ZM26 138V139H25ZM27 138H29V139H27ZM73 138H74V140H76V141H74L73 140ZM142 138V139H141ZM144 138H146V139H144ZM174 138V139H173ZM191 140H189V139ZM207 140H206V139ZM213 138V137H212ZM222 138V139H221ZM240 138V139H239ZM246 138H248L247 139V141L245 140ZM249 138H250V140H249ZM121 139V140H120ZM127 139H129V140H127ZM160 139V140H159ZM176 139V140H175ZM194 139V140H193ZM204 139V140H203ZM214 139V138H213ZM218 139V140H219ZM254 139V140H253ZM259 139V140H258ZM2 140V139H1ZM28 140V141H27ZM120 140V141H119ZM124 140V141H123ZM162 140H163V142H162ZM167 140H170V142H168ZM195 140H196V142H195ZM202 142H201V141ZM233 140H234V142H233ZM242 140V141H241ZM261 140V141H260ZM5 141V140H4ZM6 141H7V139H6ZM34 142V144L32 143V142ZM59 141V142H58ZM60 141H62V142H60ZM71 141V142H70ZM168 143H167V142ZM193 141H194V143H193ZM198 141V142H197ZM214 141V140H213ZM238 141V145L237 144H235L236 142ZM243 141H244V143H243ZM251 141V142H250ZM3 142V141H2ZM1 142V143H2ZM19 142V143H18ZM27 142H29V143H31L33 146V148L34 149H31V148H29L31 145H29V147L28 148H23L24 146H27L28 145V143ZM79 142H80V144H79ZM86 142V143H85ZM117 142V143H116ZM164 142H166V144L164 143ZM173 142V143H172ZM205 142H207V144L208 145H210V146H212V145H214V146H212L213 148H214V150H213V148L211 149L210 148V146H208V145H206V147L204 148V146H205ZM247 144H246V143ZM23 143V144H22ZM24 143H26V144H24ZM51 143H53V142H51ZM61 143V144H60ZM83 143V144H82ZM124 143V144H123ZM133 143V144H132ZM144 143H146V144H144ZM162 143H163V145H162ZM225 143V144H224ZM228 143V144H227ZM240 143L242 144V146L240 145ZM254 143V144H253ZM37 144V143H36ZM77 144V145H76ZM91 144V145H90ZM108 144V145H107ZM118 144V145H117ZM132 144V145H131ZM159 144V145H158ZM261 144V145H260ZM23 145V146H22ZM38 145V144H37ZM40 145H42V144H40ZM53 145V146H52ZM70 145V147H68ZM240 145V146H239ZM258 145H260V146H258ZM79 146V147H78ZM109 146V147H108ZM150 146V147H149ZM198 146V147H197ZM238 146V147H237ZM245 146V147H244ZM15 147V148H16ZM53 147V148H52ZM86 147V148H85ZM89 147V148H88ZM92 147V148H91ZM101 147V148H100ZM120 147V148H119ZM171 147V148H170ZM47 148H48V150H47ZM77 148V149H76ZM115 148V149H114ZM119 148V149H118ZM148 148V149H147ZM170 148V149H169ZM227 148V149H226ZM231 150V152H230V150ZM237 148V149H236ZM242 148H244V149H242ZM257 148V149H256ZM28 149H30V153H28ZM51 149H56L57 151H61L60 152V154H55L54 152H53V150H51ZM84 149V150H83ZM93 149V150H92ZM95 149V150H94ZM105 149V150H104ZM110 149H111V151H110ZM118 149V150H117ZM121 149V150H120ZM165 149V150H166ZM182 149H183V151H182ZM204 149V150H203ZM246 149V150H245ZM80 151V152H78V151ZM83 152H82V151ZM90 152H89V151ZM117 150V151H116ZM147 150H148V152H147ZM172 152H171V151ZM201 150H202V152H201ZM205 150H208V151H206V152H204ZM212 150V151H211ZM240 152H238V151ZM246 152H245V151ZM248 150V151H247ZM249 150H250V152H249ZM25 151H27V152H25ZM70 151H73V152H70ZM117 152V153H119V154H114V152ZM164 151V150H163ZM209 151H211L212 153H209V154H207ZM219 151H218V153H219ZM45 152V151H44ZM101 152V153H100ZM106 152V153H105ZM115 152V153H116ZM152 152V153H151ZM175 152V153H174ZM229 153L228 155L229 156H227V153ZM238 152V153H237ZM16 153V154H15ZM28 153V154H27ZM35 153V154H34ZM48 153V154H47ZM52 153H54L53 155H52ZM69 153V154H68ZM112 153H113V157H112ZM135 155H134V154ZM138 153V154H137ZM164 153V152H163ZM166 153H167V150H166ZM201 153V154H200ZM243 155H242V154ZM254 153H256V154H254ZM38 154V155H37ZM47 156H46V155ZM50 154V155H49ZM63 154V155H62ZM66 154V155H65ZM78 154V155H77ZM98 154V155H97ZM109 154V155H108ZM130 154V155H129ZM189 154V155H188ZM217 154V155H216ZM240 154V155H239ZM252 154V155H251ZM2 155V153L0 152V156ZM15 155H16V157H15ZM49 155V156H48ZM54 155H55V157H54ZM59 155V156H58ZM170 155V156H169ZM172 155V156H171ZM192 155V156H191ZM194 155V156H193ZM207 155V156H206ZM233 155V156H232ZM260 155V156H259ZM7 156V158H8V155H6ZM35 156V157H34ZM37 156V157H36ZM53 156V157H52ZM60 156H62V157H60ZM68 156V157H67ZM169 156V157H168ZM195 156H196V158H195ZM219 156L221 157V160H220V158H219ZM227 156V157H226ZM245 156V157H244ZM4 157V156H3ZM2 157V158H3ZM14 157V158H13ZM28 157V158H27ZM131 157H133V158H131ZM138 159H137V158ZM201 157H203V158H201ZM225 157V158H224ZM231 157V161H230V159H226V158H230ZM233 157H234V159H236V160H234L233 159ZM238 157V158H237ZM247 157V158H246ZM253 157V158H252ZM258 157V158H257ZM6 158V157H5ZM7 158H6V160H7ZM23 158L21 159V161H20V159H18L17 158V160H10L11 161V163H10V161H9V159H8V161H7V163H8V165L7 164H4V165H6V166H9V167H11V166H15L14 168L16 169V168H18L20 165H23L24 164V162H22L23 161ZM29 160H27V159ZM35 158H36V160H35ZM67 158V159H66ZM72 158V159H71ZM86 158V159H85ZM98 158V159H97ZM103 158V159H102ZM164 158V159H165ZM194 160H193V159ZM206 158V159H205ZM208 158V159H207ZM215 158V159H214ZM223 158V159H222ZM241 159V161H239L240 159ZM245 158V159H244ZM60 159H62V160H60ZM69 159V160H68ZM88 159V160H87ZM133 159V160H132ZM136 159V160H135ZM142 159V160H141ZM165 159V160H166ZM243 159H244V161H243ZM5 160V159H4ZM56 160V161H55ZM58 160H59V162H58ZM91 160V161H90ZM238 160V161H237ZM249 160L251 161V162H249ZM260 160V161H259ZM1 161H3V159H1ZM13 161H14V165L12 164L13 163ZM54 161V162H53ZM79 161V162H78ZM82 161V162H81ZM90 161V162H89ZM113 161V162H112ZM167 161H165L166 163H168ZM194 161V162H193ZM207 163H206V162ZM211 161V162H210ZM213 161V162H212ZM248 161V162H247ZM6 162V161H5ZM17 162V167H16V165H15V163ZM19 162L21 163V164H19ZM36 162V163H35ZM106 162V163H105ZM110 164H109V163ZM116 162V163H115ZM133 162H134V164H133ZM151 162V163H150ZM155 162V163H154ZM201 162H203L202 164H201ZM209 162V163H208ZM229 162H232L231 164L229 163ZM239 162V164L238 165H236L237 163ZM244 162H246V163H244ZM259 162V163H258ZM29 163V164H30ZM55 163V164H54ZM91 163V164H90ZM147 163V164H146ZM249 165H248V164ZM32 164V163H31ZM58 164V165H57ZM68 165L69 166V168H68V166H66V165ZM81 164V165H80ZM83 164V165H82ZM90 164V165H89ZM104 164V165H103ZM146 164V165H145ZM206 164H208L209 165V167L207 168L206 167ZM211 164H212V166H211ZM227 164V165H226ZM233 164V165H232ZM253 164H255L254 166H252ZM257 164V165H256ZM261 164V165H260ZM25 165V164H24ZM37 165V167H38V164H36ZM73 165V166H72ZM76 167H75V166ZM84 165H85V167H84ZM103 165V166H102ZM108 165V166H107ZM112 165H114V166H112ZM118 165V166H117ZM142 165V164H141ZM151 165V166H150ZM155 165H157V166H155ZM203 165H205V166H203ZM228 166L227 168H228V170L225 168L226 166ZM230 165H231V167H230ZM246 166V167H244V166ZM31 166V165H30ZM33 164H32V169L31 170H33ZM42 166V164L41 165H39V167L40 168H43V166ZM65 166L67 167V168H65ZM101 166V167H100ZM116 166L118 167V168H116ZM127 166H128V168H127ZM131 166V167H130ZM145 166H147V167H145ZM211 166V167H210ZM252 166V167H251ZM62 167V168H61ZM110 167V168H109ZM120 167H121V169H120ZM133 167V168H132ZM241 167V168H240ZM250 167V168H249ZM255 167V168H254ZM103 169V171H102V169ZM109 168V169H108ZM112 168V170L111 171H109L110 169ZM131 168V169H130ZM204 168V169H203ZM209 168H210V172L209 171H207V169L209 170ZM250 170H249V169ZM253 168H254V170H253ZM20 169V167L17 169L19 172H22V173H24L25 171H22L21 169ZM49 169V170H48ZM58 171H57V170ZM80 169V170H79ZM116 169H120V170H117V171H115ZM126 169L125 170H122V172H124V171H126ZM145 169V171H147ZM198 169V170H197ZM205 169H206V171H205ZM212 169V170H211ZM224 169V170H223ZM233 169H235V170H233ZM7 170V169H6ZM17 170H15L16 172H17V178H19L20 176H19V173H18V171ZM30 170V171H31ZM44 170V171H45ZM152 170V171H151ZM196 170V171H195ZM231 170H232V172H234V173H232L231 172ZM261 170V171H260ZM30 171H29V173H30ZM68 171H70L71 173H74L77 177H75L76 178V180L74 179V184L77 186V188L79 189H77L76 190V192H69V187H67V186H69V184L71 183L70 181H72V180H70L68 177H67V175H68V173H70V172H68ZM108 172V174H107V172ZM115 171V172H114ZM226 171H228L229 173H230V176H228V178L229 177H231L232 175H233V177H234V179H233V177L232 178H230V181H227V180H229L228 178H227V172ZM239 171V172H238ZM252 171H254V173H256V175H254V173L252 172ZM112 172H114V173H112ZM149 172L147 173V174H149ZM203 172H205V173H203ZM245 172V173H244ZM250 172L252 173V174H250ZM22 173H21V175H22ZM26 174L28 173L27 171L25 172ZM99 173V174H98ZM118 173V174H117ZM120 173V174H119ZM133 173V172H132ZM208 175H207V174ZM213 173V174H212ZM228 173V174H229ZM240 173V174H239ZM248 173V174H247ZM257 173H258V176H260V177H258L257 176ZM259 173H261V174H259ZM102 174V175H101ZM104 174V175H103ZM105 174H107V175H105ZM114 174V175H113ZM157 174L158 175H161V171L160 170H157ZM157 174H155L154 176H158ZM185 176H184V175ZM220 174V175H219ZM226 174V177L224 176ZM232 174V175H231ZM243 174V175H242ZM1 175V174H0ZM119 177H118V176ZM132 175V174H131ZM200 175V176H199ZM238 176V178H237V176ZM249 175H251V176H253V178H255L256 180L257 179H259V184H260V186H259V184L258 183H255L254 181L252 182L251 180H249V178H251V176L249 177ZM247 176V177H246ZM255 176V177H254ZM1 177V179H2V176H0ZM65 177V178H64ZM94 177H96V178H94ZM211 177V178H210ZM245 178V179H247V181L245 180V179H243V178ZM116 178V179H117ZM206 178H208V179H206ZM223 178H224V180H223ZM242 178V179H241ZM252 178V180H254ZM69 179V180H68ZM95 179H97L96 181H94ZM115 179V180H116ZM133 179H135V178H133ZM205 179H206V181L207 182H205ZM227 179V180H226ZM236 179V180H235ZM238 179H240V180H238ZM94 182H93V181ZM100 180H102V181H100ZM115 180H113V181H115ZM246 181V182H244V181ZM255 180V181H256ZM68 181V182H67ZM106 181V182H105ZM211 181V182H210ZM221 181H223V183H224V181L226 182L227 181V183H224V185L223 186H225L224 188H226V187H228L227 185H229L228 183L230 182V187L228 188V189H230L231 190V192H227L228 191V189H227V191H225L226 189H224L223 191H225L227 194H224V196L225 197H223V191H222V189H221V187H223V186H221L223 183H221ZM232 181H234V182H232ZM239 183H238V182ZM244 182V183H241V182ZM70 182V183H69ZM90 184H89V183ZM97 182V183H96ZM105 182V183H104ZM189 182V183H188ZM204 184H203V183ZM235 182H237L236 184H235ZM257 182V181H256ZM7 183V182H6ZM15 183H17V182H15ZM65 183V184H64ZM67 183V184H66ZM69 183V184H68ZM186 183H188L187 185H186ZM193 183V184H192ZM206 183H207V185H206ZM218 184V186H217V184ZM246 183H248V184H246ZM253 183L255 184V186L253 185ZM262 183V184H261ZM209 184V185H208ZM215 187V188H208L209 190H207V186L208 187H213L212 185ZM241 184V187L242 188H244V186H245V190H244V192H242V190L243 189H241V188H238V187H240L239 185ZM244 184H246V185H244ZM258 185V188H259V190L257 189V188H254V187H256L257 185ZM5 185V184H4ZM3 185V186H4ZM7 185V184H6ZM5 185V186H6ZM8 185H9V187L11 186L10 185V183H8ZM54 185V186H55ZM65 185V186H64ZM113 185H115V186H113ZM244 185V186H243ZM62 186V187H61ZM90 186V187H89ZM187 186V187H186ZM193 186V187H192ZM203 186V187H202ZM238 186V187H237ZM248 186H249V189H250V187L252 188L251 190H247V188H248ZM96 187V188H95ZM101 187V188H100ZM176 187H178V188H176ZM192 187V188H191ZM8 188V187H7ZM6 188V189H7ZM60 188V189H59ZM66 188H68L67 190H64V189H66ZM89 188V189H88ZM94 188V189H93ZM104 188H105V191H104ZM175 188V189H174ZM206 188V189H205ZM234 189L233 190V193H234V195H232L233 193H232V189ZM57 189V188H56ZM90 189H91V191H90ZM96 189V190H95ZM101 189V190H100ZM114 189V190H113ZM191 189V190H190ZM213 189L214 191L212 192L211 190ZM221 189V190H220ZM239 189H241V190H239ZM7 190H9V188L7 189ZM62 190H64V191H62L63 193H61V191ZM215 190H216V192L218 193H216L215 192ZM220 190V191H219ZM229 190V191H230ZM93 191V192H92ZM96 191V193H94ZM99 191V192H98ZM188 191V192H187ZM241 191V192H240ZM249 191V192H248ZM258 191H259V194L260 195H257V193H258ZM35 192V191H34ZM65 192V193H64ZM101 192V193H100ZM191 192H192V194H191ZM209 194H208V193ZM222 192V194H220ZM241 194H240V193ZM251 192V193H250ZM253 192V193H252ZM254 192H257V193H254ZM138 194H137V196L136 197H138L139 196V192H137ZM202 193V194H201ZM214 196H212L211 194ZM216 193V194H215ZM243 193V194H242ZM67 194V195H66ZM100 194V196H98ZM206 194H208L207 196H208V198H205V196H206ZM250 194H255L256 196H248V195H250ZM188 195H189V197H188ZM193 195H194V197H195V195H196V197L194 198L193 197ZM202 195H205L204 197H202ZM211 195V196H210ZM221 197H220V196ZM261 195H262V197H261ZM0 196L2 197V195H1V193H0ZM105 196V197H104ZM199 198H198V197ZM247 196V197H246ZM258 196V197H257ZM260 196V197H259ZM96 197V198H95ZM209 197H210V199H209ZM212 197H213V199H214V201H213V203L215 204H213L211 201L213 200L212 199ZM219 197V198H218ZM223 197V198H222ZM228 197V198H227ZM238 197V198H237ZM245 197H246V200H247V198L249 197V198H251L252 200L251 201H249L248 200V202L245 200ZM41 200H40V199ZM43 198V199H42ZM174 198V199H173ZM191 198V199H190ZM195 199V201H194V199ZM202 198H204V199H202ZM230 198V199H229ZM236 198V199H235ZM177 199V200H176ZM206 199L208 200V201H206ZM219 199V200H218ZM227 199V200H226ZM255 199H257V200H259V201H254ZM36 200H38V204L39 205H44L45 206V203L46 204H48L49 202V200H50V198H49V194H47V196H46V194L45 195H41V197L40 196H37V198H36ZM118 199H115L114 200V202H112L113 204L115 203V201H116V203L118 202V204H116L115 203V205H111V211L108 209V211H110V213H111V216L114 218V220H115V223H116V225L117 226H119V225H121V224H123V223H125V222H127V220L128 221H130V218H129V215H127L128 213L127 212H125V210L127 209V206H126V202L125 201H120V200H118ZM164 200V203L162 202ZM198 202H197V201ZM215 200H217V202L215 201ZM234 200V201H233ZM245 202H244V201ZM70 201V202H69ZM205 201V202H204ZM219 201V202H218ZM229 201V202H228ZM238 201V202H237ZM252 201H254L253 203L255 204V202H256V204L254 205L253 203H252ZM37 202V201H36ZM165 202H166V204H165ZM220 202H222V203H220ZM226 202V203H225ZM233 202V203H232ZM259 202V203H258ZM206 205H205V204ZM209 205H208V204ZM218 203V204H217ZM231 203H232V205H231ZM235 203H238L239 204V208L238 207H236V206H238V204L236 205ZM244 203H246V205H249L250 203L252 204V205H249V206H246ZM259 205H258V204ZM175 204V205H174ZM211 204V205H210ZM219 206V205H221V206H217V205ZM240 204H241V207H240ZM261 204V205H260ZM213 205V206H212ZM223 205V206H222ZM226 207H225V206ZM236 205V206H235ZM242 205H245V207L244 206H242ZM256 205H257V207H256ZM101 206V205H100ZM99 206V207H100ZM105 206V205H104ZM113 206H116L115 208L113 207ZM168 206V207H167ZM177 206V207H176ZM196 206V207H195ZM200 206V207H199ZM216 206V207H215ZM251 206V207H250ZM252 206L254 207V208H252ZM260 206V207H259ZM66 207H67V209H66ZM103 206H101V209L99 210V212H107L108 213V211H107V209L106 208H102ZM106 207V206H105ZM212 207V208H211ZM215 207V208H214ZM224 207V208H223ZM232 207H233V209H232ZM242 207H244V208H242ZM258 209H256V208ZM169 208V209H168ZM174 210V212L172 211V209ZM195 208H196V210H195ZM223 208V209H222ZM225 208H227V209H225ZM240 208H242V210L240 209ZM246 208V209H245ZM248 208V209H247ZM249 208H250V212H252L251 210H253V212H255L254 214H253V212L250 214L249 212H248V210H249ZM252 208V209H251ZM262 208V209H261ZM82 209V210H81ZM115 209V210H114ZM214 209H218L217 211L219 212V214H218V212L216 211L215 212V210ZM225 209V210H224ZM238 209H239V211H238ZM256 209V210H255ZM69 211V212H66V211ZM212 210V211H211ZM245 210V211H244ZM247 210V211H246ZM255 210V211H254ZM49 211V210H48ZM92 211V212H93ZM208 211V212H207ZM227 211V212H226ZM241 211V212H240ZM243 211V212H242ZM262 211V213H260ZM91 212V213H92ZM96 212H94V214L96 213ZM175 212L178 214L177 216L175 215ZM224 212V213H223ZM234 212V218L236 219V221H235V219L234 218H232L233 217V215H232V213ZM238 212V213H237ZM41 213H43V212H41ZM45 213V212H44ZM48 213V212H47ZM68 213V214H67ZM105 213H103V214H105ZM106 213V214H107ZM166 213H168V214H166ZM198 213V214H197ZM206 214V215H204V214ZM215 214L214 216H212L213 214ZM217 213V214H216ZM226 213H228V214H226ZM257 213V214H256ZM31 214H32V212H31ZM40 213H38V212H33V214H32V216H27V214H26V219L28 218L29 220H25L24 221V223L27 221V224L26 225H28V223H30V222H32L31 220L33 219V220H35V221H37V219L39 218V215ZM49 214V213H48ZM84 214V215H83ZM93 214V213H92ZM225 214V215H224ZM36 215V216H35ZM167 215V216H166ZM188 215V216H187ZM203 215H204V217H203ZM208 215H209V217H208ZM236 215H237V217H236ZM248 215V216H247ZM250 215H251V217H250ZM255 215H257V218H255ZM259 215H261L260 217H259ZM47 216H49L50 217V215H47ZM47 216H44V217H47ZM69 216V217H68ZM187 216V217H186ZM215 216H216V219H215ZM219 216V217H218ZM224 216V218H222ZM241 216V217H240ZM111 217V218H112ZM208 219H210V217H213L214 218V223L213 222H211L212 220L211 219H213V218H211L210 220H208ZM231 218L232 219V221H231V219H229V218ZM58 218V215H56V217L54 216V219H56L55 221H57V223H59L60 221H61V219H57ZM74 218V219H73ZM112 218V219H113ZM163 218V219H162ZM176 218H178V219H176ZM206 219V220H204V219ZM218 218V219H217ZM241 218H243V219H241ZM250 218H252V220L253 221H251L250 220V222H249V219ZM0 219H2V222L3 221H5V220H7V219H5V216H1L0 217ZM5 219V220H4ZM31 219V220H30ZM73 221H72V220ZM85 219V220H84ZM126 221H125V220ZM171 219H172V221H171ZM181 219H182V221H181ZM221 220V221H218V220ZM229 219V220H228ZM248 220V221H246V220ZM256 219V220H255ZM261 219V218H260ZM24 220V219H23ZM60 220V221H59ZM63 220V219H62ZM71 222H70V221ZM125 222H124V221ZM185 220H188L187 222L185 221ZM190 220V221H189ZM215 220H217V221H215ZM225 220V221H224ZM244 222H243V221ZM255 220V221H254ZM30 221V222H29ZM90 221H92V222H90ZM162 221H164V222H162ZM177 221L178 222H181L180 223V225H182V223H183V228H182V226H176V224L177 225H179L178 223H177ZM206 221H208V223L206 222ZM227 221V222H226ZM1 221H0V223H2ZM62 222V221H61ZM60 222V223H61ZM74 222V223H73ZM87 222H89V224L87 223ZM174 222V223H173ZM220 222H221V224H220ZM229 222V223H228ZM247 224H246V223ZM259 222H260V220H259ZM5 223V222H4ZM24 223H22V226L24 225ZM184 223H187V224H184ZM212 223V224H211ZM232 225H234V226H232ZM243 223H244V226H242L243 225ZM31 225H32V223H30ZM76 224V225H75ZM88 224V225H87ZM172 224V225H171ZM192 224H193V226H192ZM196 224V225H195ZM206 224H207V226H206ZM228 224V225H227ZM250 224V225H249ZM259 224V225H258ZM25 225V227H27ZM0 226H2V229L3 228H5L6 226H7V222H6V225L4 224V225H2V224H0ZM85 226V227H84ZM185 226H186V228H185ZM212 226V227H211ZM221 226V227H220ZM229 226V227H228ZM231 226V227H230ZM242 226V227H241ZM259 226V228H258V230H257V227ZM8 227V226H7ZM6 227V228H7ZM25 227H24V230H23V227H22V229L21 230H23V232H22V235H24L23 237H22V235H21V237L24 239V240H28V238H31V236H32V227L31 226H29V227H27L26 229H25ZM120 227V226H119ZM188 227V228H187ZM206 227V228H205ZM210 227V228H209ZM224 227V228H223ZM227 227V228H226ZM239 227H240V229L242 230H240L239 229ZM261 227V228H260ZM1 228V227H0ZM168 228V229H167ZM202 228V229H201ZM208 228V229H207ZM221 228V229H220ZM232 228V229H231ZM242 228H244V229H242ZM248 228V229H247ZM2 229H0L1 230V233H0V235L1 236H3V231H2ZM75 229H76V231H75ZM175 229V228H174ZM183 229V230H182ZM198 229H199V232H198ZM205 229V230H204ZM207 229V230H206ZM222 229H224V230H222ZM225 229H227V231H225ZM234 229V230H233ZM3 230H5V229H3ZM87 230V231H86ZM93 230V231H92ZM99 230V231H98ZM230 230H232V232H229ZM239 230V231H238ZM247 230H248V232H247ZM262 230V231H261ZM7 231H8V229H7ZM6 230H5V233L7 232ZM24 231H25V233H24ZM212 231V232H211ZM224 231V232H223ZM256 231H257V233H256ZM97 232V233H96ZM100 232V233H99ZM209 232H210V234H211V238L209 237ZM240 232V233H239ZM246 232V233H245ZM213 233V234H212ZM226 233V235H224V234ZM233 233H234V235H233ZM239 233V234H238ZM98 234V235H97ZM209 234V235H208ZM222 234V235H221ZM241 234H243V235H241ZM91 235V236H90ZM95 235V236H94ZM103 235V236H102ZM204 235V236H203ZM206 235H208V236H206ZM228 235V236H227ZM0 236V246H2V243H1V239H2V237ZM84 236V237H83ZM99 236V237H98ZM213 236H215V237H213ZM248 238H246V237ZM256 236V237H255ZM49 237V238H50ZM77 237V238H76ZM97 237V238H96ZM206 237V238H205ZM207 237H209L208 239H207ZM241 237H243V238H241ZM253 237H254V239H253ZM184 238V239H183ZM224 238V239H223ZM259 238V239H258ZM72 239V240H73ZM101 239V240H100ZM182 239V240H181ZM207 239V240H206ZM220 239V240H219ZM222 239V240H221ZM57 240V241H56ZM86 240V241H85ZM88 240H90V241H88ZM92 240V241H91ZM184 240V241H183ZM242 240V241H241ZM259 240V241H258ZM260 240H261V242H260ZM198 241V242H197ZM217 241V242H216ZM239 241V242H238ZM250 241V242H249ZM76 243L75 245H72L73 247H71V243ZM93 242V243H92ZM95 242V243H94ZM104 242H105V245H104ZM109 243L108 244V246H107V243ZM201 242V243H200ZM206 242H208V243H206ZM221 242V243H220ZM246 242L247 243H249L248 244V246H245L246 245ZM72 243V244H73ZM79 243V244H78ZM91 243V244H90ZM97 243V244H96ZM232 243V244H231ZM262 243V244H261ZM203 244V245H202ZM209 244V245H208ZM212 244H214V247H213V245ZM232 246H231V245ZM235 244V245H234ZM91 245H96V246H98V249L97 248H95L94 246H91ZM101 245V246H100ZM205 245V246H204ZM207 245V246H206ZM229 245V246H228ZM74 246H76L75 248H74ZM217 246V247H216ZM236 246V247H235ZM244 246V249L242 248ZM258 246V247H257ZM91 247H94V248H91ZM101 247H103L104 248V250L101 248ZM203 247V248H202ZM209 247V248H208ZM219 247V248H218ZM234 247V249H232V248ZM247 247V248H246ZM248 247H250V248H248ZM80 248V247H79ZM90 248L92 249V250H90ZM113 248V249H112ZM218 248V250H216V249ZM262 248V249H261ZM94 249H95V252H93L94 251ZM100 249V250H99ZM212 249H214V250H212ZM233 250V251H230V250ZM243 249V250H242ZM248 249V250H247ZM251 249V250H250ZM0 250H2V248L0 249ZM87 250H89L88 252H87ZM99 250V251H98ZM115 251L116 250V252L114 253V252H112V251ZM203 250V251H202ZM212 250V251H211ZM241 250H242V252H241ZM246 250V251H245ZM257 250V251H256ZM197 251H199V252H197ZM201 251V252H200ZM211 251V252H210ZM237 251V252H236ZM262 251V252H261ZM71 252H73V253H71ZM110 252H112L110 255H109V253ZM209 252V253H208ZM215 252V253H214ZM218 252V253H217ZM228 252V253H227ZM235 252V253H234ZM240 252V253H239ZM257 252V253H256ZM87 253V254H86ZM201 253V254H200ZM203 253V254H202ZM224 253H225V255H224ZM251 253H252V256H251ZM71 254V255H70ZM224 256H223V255ZM234 254V255H233ZM235 254H237V255H235ZM241 254V255H240ZM260 254V255H259ZM114 255V256H113ZM117 255H119V256H117ZM139 255L141 256V255H143V254H140V252H139ZM182 255V256H181ZM184 255V256H183ZM203 255V256H202ZM222 255V256H221ZM230 255V257H228V256ZM255 255V256H254ZM258 255V256H257ZM105 256V257H104ZM108 256V257H107ZM221 256V257H220ZM239 256V257H238ZM106 257H107V259H106ZM109 257H110V259H109ZM213 257V258H212ZM216 257V258H215ZM224 257V258H223ZM253 257V258H252ZM72 258H74V259H72ZM105 259V261H104V259ZM181 258V259H180ZM187 258H189V259H187ZM228 258V259H227ZM232 258V259H231ZM235 258H236V260H235ZM69 259H71L70 260V262H69ZM98 259V260H97ZM192 259V260H191ZM225 259V260H224ZM227 259V260H226ZM230 259H231V262H230ZM238 259V260H237ZM254 259V260H253ZM258 259V260H257ZM94 260V261H93ZM115 260H117V261H115ZM179 260V261H178ZM187 260V261H186ZM212 260H214L213 262H212ZM233 260H235L234 262H233ZM240 260V261H239ZM91 261V262H90ZM95 261H97V262H95ZM177 261V262H176ZM186 261V262H185ZM192 261V262H191ZM229 261V262H228ZM239 261V262H238ZM259 263H258V262ZM77 262V263H76ZM104 262V263H103ZM106 262V263H105ZM126 262V263H125ZM252 262V263H251ZM159 264L158 262L156 263L155 261H150V262H148L147 264ZM82 264V263H81ZM161 264V263H160Z\"/></svg>",
  "mask_w": 264,
  "mask_h": 264
},
{
  "label": "bare ground",
  "instance_id": "2",
  "mask_svg": "<svg viewBox=\"0 0 264 264\" xmlns=\"http://www.w3.org/2000/svg\"><path fill=\"white\" fill-rule=\"evenodd\" d=\"M25 1V0H24ZM30 1V0H29ZM29 1L27 0L26 1V5L25 6H28L29 5V7L31 8L32 7V9H33V11H32V9L30 10V13H32V12H37L36 10H39L41 13H42V11H44L43 9H44V7L42 8V5L44 6V4L46 5V4H49L50 2H49V0H48V2H47V0H39V1H37L36 3H39L40 2V4H36L35 6V8H33L34 7V4H32L31 2H30V4H28L29 3ZM32 1V0H31ZM56 1V0H55ZM58 1H60V0H58ZM58 1H56V2H58ZM71 0H66V2L69 4L70 3V6L72 7V8H70V6L69 5H67L69 8H68V10H64V9H62L63 11L61 12V10H59L60 11V14L57 12V13H55V11H54V7L55 6H52L53 8H51V9H53V10H51V11H54V13L56 14L55 15V17H54V14H53V16H52V14H50L49 13V11H50V9H48V5H46L45 6V12H46V10H47V12L48 13H45V12H43L42 14H44V16L42 15L41 17H45V16H47V17H52V18H54V22L55 23H57V24H60V26L61 25H64V27H68L67 29L68 30H73V32H75L74 30H78V27L80 28L83 24V22H86V19H87V22H88V24H90L91 22H92V19H91V21H90V23H89V21L88 20H90V18H91V15L89 16V18H88V15H87V13L86 12H88L90 9H93L92 7H90L92 4H91V2L92 1H95V0H90L91 2H90V9L88 10H83V9H86V8H83V5H84V3H82L84 0H75L74 2L75 3H73L72 5H71V3H72V1L70 2ZM85 1H87V0H85ZM89 1V0H88ZM101 1H105V0H101ZM101 1L99 0V1H95L97 4L96 5H100V6H102L103 5V2H102V5H101ZM107 1V2H106ZM105 2H106V4L107 5H109V4H111L110 2L111 1H109V0H106ZM112 1H114V0H112ZM122 2L123 4H122V6L123 5H126L127 7H128V3H127V0H119V2ZM139 1V0H138ZM142 1V0H141ZM146 2H148L149 3V0H145ZM156 1V0H155ZM159 1V0H158ZM177 1H179V0H174L173 1V4L174 3H176ZM183 1V0H182ZM181 1V2H182ZM214 2L213 3H215V6H216V1L217 2H219L218 0H213ZM16 2V1H15ZM33 2H34V0H33ZM47 2V3H46ZM63 2L64 3H66L65 2V0H63V1H61V5L60 4H58V7H60V6H64V4H63ZM98 2H100L99 4H98ZM105 2H104V5L103 6H105ZM117 3H118V1H116ZM116 2H114V3H116ZM144 2V1H143ZM161 2H162V4H165L167 1H165V3H164V1L162 0H160L159 2H158V5H161ZM168 2H170L169 0H168ZM210 2H212V0L210 1V0H191V4H192V7H193V9H195V10H199V8L197 9V7L195 8L194 6H198V7H202V9H203V7H204V5L206 6V4H208V3H210ZM221 2V1H220ZM3 3H4V1H3ZM17 3V2H16ZM35 3V2H34ZM54 3V2H53ZM59 3V2H58ZM87 2H85V4H86ZM109 3V4H108ZM113 2H112V4H114ZM151 3H154V2H151ZM157 2H155V4H156ZM231 3V2H230ZM244 3V2H243ZM21 4H22V2H21ZM25 3H23L22 4V6L24 5ZM42 4V5H41ZM57 4V3H56ZM75 4V5H74ZM88 4V3H87ZM155 4H153V5H155ZM170 4H172V0H171V3ZM173 4H172V6H173ZM176 4H178V3H176ZM212 3H210V5H211ZM218 4V3H217ZM220 4L222 5V3H219L218 4V6H220ZM17 5H19V4H17ZM30 5H33V6H30ZM41 5V7H39ZM50 5V4H49ZM95 4H93V6H96ZM117 5V4H116ZM115 5V6H116ZM119 6H120V4H118ZM157 5V4H156ZM175 5V4H174ZM6 6V5H5ZM8 6V5H7ZM20 7L21 9L22 8H24L25 9V6L24 7ZM88 6V5H87ZM102 6V7H103ZM111 5H109L108 6V8L110 7ZM114 6V5H113ZM143 6V5H142ZM146 6L148 7V4H146ZM163 6H171V5H163ZM162 6V7H163ZM208 6V5H207ZM217 6V7H218ZM231 6V5H230ZM258 6V5H257ZM19 7V6H18ZM17 7V8H18ZM28 7V8H29ZM97 7V6H96ZM112 7V6H111ZM110 7V8H111ZM123 7H125V6H123ZM123 7H119V8H123ZM127 7H125V8H127ZM146 7V8H147ZM153 7V6H152ZM156 7V6H155ZM201 7H200V9H201ZM222 7V6H221ZM2 8V7H1ZM0 8V9H1ZM4 8V7H3ZM20 8H18V10L20 9ZM28 8L26 7V9H27V11H26V9H25V11L26 12H24L23 10V12H24V14H26L27 12H28ZM29 8V9H30ZM37 8H39V9H37ZM40 8H42L41 10H40ZM56 8V7H55ZM105 8H106V6H105ZM125 8H123V9H125ZM129 8V7H128ZM140 8V7H139ZM143 8V7H142ZM149 8V7H148ZM158 8V7H157ZM175 8V7H174ZM178 8V7H177ZM208 8H209V6H208ZM218 8H220V7H218ZM217 8V9H218ZM4 9H6V8H4ZM10 9V8H9ZM13 9V8H12ZM15 9H16V7H15ZM20 9V10H21ZM34 9H35V11H34ZM59 9V8H58ZM60 9H61V7H60ZM115 9V8H114ZM117 9V8H116ZM130 9H131V7H130ZM132 9H134L133 8V6H132ZM137 8H135L134 10H136ZM151 9V8H150ZM155 9V8H154ZM163 9V8H162ZM214 9V8H213ZM3 10V9H2ZM17 10V9H16ZM15 10V11H16ZM49 10V11H48ZM56 10V9H55ZM120 10V9H119ZM119 10H118V12H119ZM128 9H126V11H127ZM134 10H133V12H134ZM4 11V10H3ZM8 11V10H7ZM9 11H13V10H9ZM8 11V12H9ZM21 11V12H22ZM38 11V12H39ZM50 11V12H51ZM104 11V10H103ZM108 11L110 12V9H108ZM108 11L106 10L104 13H108ZM126 11H120V12H122L123 14H121V15H124V13L126 12ZM131 11V10H130ZM140 11V10H139ZM216 11H218V10H216ZM220 11V10H219ZM233 11V10H232ZM2 12V11H1ZM8 12H6L5 14L7 15V16H9V14H8ZM14 12V11H13ZM13 12H11L12 14H13ZM112 13H113V11H111ZM111 12H110V14H111ZM115 12V11H114ZM118 12H116L117 13V15L119 14L120 15V13H118ZM127 12H129V11H127ZM136 12V11H135ZM144 12V11H143ZM214 12V11H213ZM222 12V11H221ZM220 12V13H221ZM10 13V12H9ZM10 13V16H12L13 17V15ZM29 13V14H30ZM52 13V12H51ZM89 13H90V11H89ZM116 13L114 14L115 15V18H118V17H116ZM130 13V12H129ZM141 13V12H140ZM215 13V12H214ZM219 13V14H220ZM5 14H3V19L4 18H6V16H5ZM33 14V13H32ZM36 14L37 13H35V14H33V19H32V17H31V19L33 20V22L30 20V18L28 19V17L29 16H31V15H28V16H20V18L22 17V18H27V19H23V21L25 22V24L27 25V23L29 22L30 23V21H31V24H30V26H32V30H33V27L35 26V25H33L34 23H35V19H37V21H38V18H41L40 17V13L39 14H37L38 16L36 17ZM47 14V15H46ZM49 14V15H48ZM57 14H59V15H57ZM109 14V13H108ZM142 14H144V13H142ZM225 14H227V13H223V14H220L219 16V19L220 18H223L224 16L223 15H225ZM244 14V13H243ZM16 12H15V14H14V17L12 18V17H7V18H9V19H14L15 20V17H16ZM51 15V16H50ZM125 15H127V13L125 14ZM136 16L134 17V15H133V17H134V19L136 18V17H138L139 19L142 17H140V15H139V13L138 14H135ZM207 15V14H206ZM205 15V16H206ZM102 16L103 17H105V18H107V16L106 15H103L102 14ZM127 16H129V14L127 15ZM200 16V15H199ZM214 16V15H213ZM223 16V17H222ZM253 16V15H252ZM17 17H18V15H17ZM16 17V18H17ZM46 17V19L45 18H43L44 20L42 21V22H40V20L38 21L39 23H42V25H43V23H45L46 22V20L47 21H49L50 22V19H52V18H47ZM103 17H102V20L103 21H105L104 19H103ZM110 17V16H109ZM122 17V16H121ZM129 17H132V14H131V16H129ZM162 17V16H161ZM217 17V16H216ZM229 17V16H228ZM227 16H226V18H228ZM237 17V16H236ZM255 17V16H254ZM5 19V20H8V19ZM19 18V17H18ZM56 18V19H55ZM166 18V17H165ZM198 18V17H197ZM213 18V17H212ZM11 19V21L9 22V21H7V22H9V23H12V20ZM94 19V18H93ZM108 19V21H109V18H107ZM106 19V20H107ZM112 19V18H111ZM128 19V18H127ZM132 19V18H131ZM137 19V18H136ZM162 19H164V18H162ZM1 20V19H0ZM4 20V21H5ZM17 20H20V19H16V21ZM22 20V19H21ZM26 20H29L27 23H26ZM41 20H42V18H41ZM125 20H126V18H125ZM130 20V19H129ZM165 20V19H164ZM202 20H204V19H202ZM206 20V19H205ZM212 20V19H211ZM215 21H216V18L214 19ZM221 20H223V19H221ZM241 20V19H240ZM248 20V19H247ZM256 20V19H255ZM36 21V22H37ZM45 21V22H44ZM107 21V22H108ZM112 21H115V19L114 20H112ZM122 21V20H121ZM132 21V20H131ZM140 21V20H139ZM149 21V20H148ZM196 21V20H195ZM254 21V20H253ZM258 21V20H257ZM1 22H2V20H1ZM23 22V23H24ZM37 22V24H36V26L38 27L39 25H41V24H39ZM49 22H46L47 23V27H48V29H49V27L51 28V22L49 23ZM162 22V21H161ZM168 22V21H167ZM176 22V21H175ZM191 22V21H190ZM213 22V21H212ZM220 22V21H219ZM6 23V22H5ZM4 23V24H5ZM17 23H19V26H18V24ZM17 23H15L16 25H14L15 26V29L17 30V29H20V28H23L22 26H20V24L22 25V23H21V21L20 22H17ZM45 23V24H46ZM55 23H53L52 22V24L54 25ZM115 23V22H114ZM113 23V24H114ZM131 23V22H130ZM130 23H128V24H130ZM195 23V22H194ZM197 23H200V21L199 22H197L196 21V25H198ZM209 23H211V22H209ZM249 23V22H248ZM259 23V22H258ZM8 24V23H7ZM7 24H6V28H8V29H6L5 28V33H6V31L8 30L9 31V29H10V31H9V33L8 34H5V36L7 35V37L6 38H8L9 36V34H10V43L12 42V40L14 39V37L16 36V33L17 32H13V30L15 31V29L14 28H11V26H13V24H14V21H13V23H12V25H10V28H9V25H8V27H7ZM25 24H23V26L25 25ZM50 24V25H49ZM84 24H86V23H84ZM103 24V23H102ZM105 24H106V22H105ZM116 24V23H115ZM163 24H164V22H163ZM178 24V23H177ZM254 24H255V22H254ZM0 25H2V24H0ZM41 25V26H42ZM118 25V24H117ZM117 25H115V26H117ZM124 25V24H123ZM149 25V24H148ZM169 25H170V23H169ZM184 25V24H183ZM193 25H195V24H193ZM209 25V24H208ZM245 25V24H244ZM247 25V24H246ZM245 25V26H246ZM249 25V24H248ZM262 25V24H261ZM18 26V28H16ZM29 26V27H30ZM46 25H44V26H42V27H45ZM96 26V25H95ZM108 26V25H107ZM110 26V25H109ZM143 26V25H142ZM153 26V25H152ZM228 26V25H227ZM226 25H222L221 24V26L219 27V29H218V31L219 32H221L220 34H219V32L217 31L216 32V30L214 31L215 33H217V34H219L220 35V37H219V35H217V34H215V36L217 35V39L215 38V37H213L215 40H212V41H215V42H213V45H211V46H209L208 44H207V42H209V41H205V37H203V43H204V47L203 48H207V49H205V50H203V52H204V54H205V52L209 55V59L211 58V57H217V59H222V58H228L229 56V54L231 53V51L233 52V50H235V52H236V49L238 50L237 52H239L240 51V54H243V53H241V50L239 49L240 47H239V45L238 44H236L235 45V41H234V38L232 39L231 38V36H230V38L228 37L229 35H230V32H228L229 30L227 29L228 27H230V26H228L227 27ZM257 26V25H256ZM260 26V25H259ZM25 28L27 27V26H24ZM37 27H35L34 29L37 31H35V30H33V32L34 33H36L37 35H38V37L37 38H41V36H42V34L43 33H45L46 32V34L48 33V32H51V34L53 35V32L51 31L52 29H50V31H46L47 29H46V27L44 28L45 30V32L44 31H42L43 33L41 34V30L39 29V28H37ZM53 27V26H52ZM64 27L62 26L61 28H63L64 29ZM77 27V28H76ZM83 27H85V26H83ZM83 27H81V28H83ZM92 27V26H91ZM90 27V28H91ZM120 28V32H121V26H119ZM132 27V26H131ZM185 27V26H184ZM212 27H213V25H212ZM215 27V26H214ZM258 27V26H257ZM25 28L23 29V30H25ZM28 28V27H27ZM38 30H37V29ZM57 28V27H56ZM56 28H54V30H56ZM87 28V27H86ZM86 28H83V30L84 29H86ZM133 28V27H132ZM159 28V27H158ZM182 28V27H181ZM196 28V27H195ZM215 28H217V25H216V27ZM224 28V29H223ZM225 28L228 30L227 31V37H228V39L229 40H227V37H225L226 38V43H225V39L223 38L224 37V35H225ZM233 28V27H232ZM254 28H255V26H254ZM260 28V27H259ZM94 29V28H93ZM98 29V28H97ZM131 29V28H130ZM150 30L152 29V28H149ZM176 29V28H175ZM196 29H198V28H196ZM208 29V28H207ZM214 29V28H213ZM223 29V30H222ZM248 29V28H247ZM249 29H250V26H249ZM252 29V28H251ZM256 29V28H255ZM1 30V29H0ZM2 30H3V28H2ZM11 30H12V32H11ZM27 30V29H26ZM59 30V29H58ZM58 30H57V32H58ZM61 30V29H60ZM94 30H96V29H94ZM115 30H117V27H116V29ZM140 30V29H139ZM148 30V29H147ZM154 30V29H153ZM152 30V31H153ZM162 30H164V28L162 29ZM161 30V31H162ZM188 30H189V28H188ZM210 30H212V29H210ZM209 30V31H210ZM220 30H222V31H220ZM232 30V29H231ZM3 31V32H4ZM7 31V32H8ZM22 31V29H20V32ZM64 31V30H63ZM101 31H103V30H101ZM100 31V32H101ZM128 31V30H127ZM130 31H132V30H130ZM158 31H159V29H158ZM182 31V30H181ZM181 31H180V34H181ZM183 31H184V29H183ZM183 31H182V33H183ZM235 31V30H234ZM250 31V30H249ZM252 31V30H251ZM254 31V30H253ZM18 32H19V30H18ZM56 31H54V34L56 33V34H61L62 33V30H61V33H60V31L57 33ZM73 32H70V33H73ZM124 32V31H123ZM122 32V33H123ZM132 32H135V31H132ZM168 32V31H167ZM166 32V33H167ZM171 32V31H170ZM195 32H197V31H195ZM255 32H256V30H255ZM64 33H65V31H64ZM63 33V34H64ZM68 33V38H69V31L68 32H66L65 34H67ZM81 33H83V32H81ZM119 33V32H118ZM126 33H128V32H126ZM140 33V32H139ZM153 33V32H152ZM224 35H223V34ZM231 33H232V31H231ZM18 34V33H17ZM21 34V33H20ZM18 35V36H21V35ZM40 34H41V36H40ZM46 34H43V36L42 37H44V36H49L50 37V33H48V35H46ZM56 34H55V38H56ZM64 34V37L66 36ZM87 34H89V30H88V33ZM91 34H94V33H92V31H91V33H90V35ZM104 34V33H103ZM102 34V35H103ZM125 34V33H124ZM142 34V33H141ZM146 34V33H145ZM154 34H155V32H154ZM160 34V33H159ZM159 34H157V36L159 37ZM179 34V35H180ZM195 34V33H194ZM199 34V33H198ZM229 34V35H228ZM235 34V33H234ZM240 33H238V35H239ZM2 35V36H1ZM1 37H3V34L1 33ZM31 35H32V33H31ZM35 35V34H34ZM36 35V36H37ZM58 35H57V37H58ZM89 35V36H90ZM96 35H98V34H96ZM121 35H123V34H121ZM138 35V34H137ZM178 35V36H179ZM185 35V34H184ZM189 35V34H188ZM205 35V34H204ZM210 35H211V33H210ZM212 35H214V33H213V31H212ZM237 35V36H238ZM4 36V37H5ZM35 36V37H36ZM61 36V35H60ZM72 35H70V38H72L71 37ZM75 35L73 34V37H74ZM87 36V35H86ZM95 36V35H94ZM99 36V35H98ZM98 36L97 37H95V38H98ZM114 36V35H113ZM124 36H126V34L124 35ZM124 36H119L118 34H117V37H118V39L120 40V39H123V40H120L119 42H122L123 44H126L125 43V41H126V38L129 40V38L128 37H126L125 39H124ZM161 36V35H160ZM163 36H164V31H163ZM166 36V35H165ZM169 36H171V35H168V37ZM176 36V35H175ZM182 36V35H181ZM200 36V35H199ZM198 36V37H199ZM203 36V35H202ZM209 35H207V37H208ZM234 36V35H233ZM232 36V37H233ZM0 37V38H1ZM54 37V36H53ZM63 37V36H62ZM80 37H82V39L84 38V36H81L80 35ZM91 38H93V36H90ZM100 37V36H99ZM117 37H115L114 36V38H115V40H113L114 42H113V46L115 45V46H118V45H116V38ZM162 37V36H161ZM219 37V38H218ZM242 36L241 35H239L238 36V38H241ZM19 38V37H18ZM55 38H53V39H55ZM59 39H60V37H58ZM75 38H77V36H75ZM86 39H87V37H85ZM113 38V37H112ZM140 38V37H139ZM154 38V37H153ZM170 38V37H169ZM173 38V37H172ZM192 38V37H191ZM190 38V39H191ZM237 38V37H236ZM237 38V39H238ZM2 39V38H1ZM0 39V40H1ZM4 39V38H3ZM16 39H17V36H16ZM15 39V40H16ZM21 39V38H20ZM19 39V40H20ZM44 39H46V38H44ZM44 39H43V41H44ZM62 40H63V38H61ZM82 39H80V40H82ZM103 39H104V37H103ZM117 39V40H118ZM131 39V38H130ZM137 39H138V37H137ZM141 39H142V37H141ZM151 39V38H150ZM149 39V40H150ZM163 39H164V37H163ZM175 39V38H174ZM179 39V38H178ZM186 39V38H185ZM189 39V40H190ZM196 39H197V37H196ZM199 39V38H198ZM207 39V38H206ZM208 39H209V37H208ZM212 39V38H211ZM243 39V38H242ZM5 40V39H4ZM14 40V41H15ZM18 40V39H17ZM29 40H31V38L29 39ZM35 40V39H34ZM39 41H40V39H38ZM48 40V39H47ZM66 40H67V38H66ZM69 41H70V39H68ZM72 40V39H71ZM73 40H75V39H73ZM89 40H90V38H89ZM94 41H96L95 39H93ZM93 40H90L91 41V45L92 46H94L93 45ZM106 40V39H105ZM125 40V41H124ZM127 40V41H128ZM133 40H134V38H133ZM136 40V39H135ZM143 40H145V38L143 39ZM188 40V39H187ZM195 40V39H194ZM240 41H241V39H239ZM3 40H1L0 42H2ZM13 41V42H14ZM38 41V42H39ZM64 41V40H63ZM76 41V40H75ZM74 41V42H75ZM84 41V40H83ZM99 41V40H98ZM101 41V40H100ZM147 41V40H146ZM152 41V40H151ZM164 41V40H163ZM170 41H173V40H170ZM176 41V39L173 41V43L172 42H168V43H170L171 45H173L174 43H177V41ZM193 41V39L191 40V42ZM197 41V40H196ZM228 41H232V43H233V41H234V45H232V43L231 42H228ZM6 42H7V39L5 40V43L3 42V43H1L0 45V49H2V48H4L3 50L4 51H6V52H0V119H3L4 120V122L3 121H1L0 120V131H1V129H9V127H10V130L7 132V130H6V134H8V136H6V135H1L2 136V138H0V152L2 153V155L0 156V176H2V179H1V177H0V193H1V195H2V197L0 196V217L2 216H5V219H7V220H5V221H3L2 222V219H0V221L2 222V223H0V224H2V225H6V222H7V228L5 227V228H3V229H5L6 231H7V229H8V231L5 233V230H3L2 229V226H0L1 228L0 229H2V231H3V236H1L2 237V241H1V243H2V246H0V249L2 248V250H0V264H59V262L57 261V260H55V256L53 257L52 256V252H51V246H50V243H49V241H48V239H51V235H56L57 237H58V239H59V243H63V244H66V245H69V247H70V241H74V239H73V237L72 236H75L74 235V232H73V226L71 227V225H70V223H69V225L68 226H65V225H63L64 223H66L64 220V216H66L65 215V210L62 208V207H64L65 208V206H62V203H61V201H60V198H58L59 196V192H58V187L55 185V183H54V179L52 178V176L51 175H49V173H47L46 172V170L44 169V166L46 165V164H44V162H50L49 160L51 159L50 157H47L48 159L46 160V157L43 155V153H46V150L44 149V148H42L41 147V151L39 150V148H40V146H44V145H46L45 143L43 144V142H49L50 144H53V145H55L54 144V142L56 141V139L58 138H60V136H62L60 133H62L61 132V130L59 131V132H57V134L55 133H52L51 131V129L49 130V128H54V126H60L61 127V125H63V126H65L66 124H65V122L64 121H66V122H68V121H70V120H67L66 118V116H65V113L67 112V111H69L70 110V108L67 110V107H71V105H73L72 104V102L73 101H75L74 100V98H73V96L74 97H76L77 96V98H79V99H81V100H83V102L81 101L80 103L82 104V103H84L82 106L84 107L85 106V112H86V114L89 112V113H95V110H93L95 107H97L96 105L98 104V107L97 108H99V105L101 104L100 102H105L104 104L105 105H107V102H108V100L110 101L111 99H112V97L114 98V96L113 95H111V93H112V90L115 88V87H117V85L118 84H120L122 81L124 82V74H123V69L122 68H119L118 66L116 67L115 65H113V64H111V63H109V62H105V63H103V62H98V63H94L93 61H95V60H93V58H95L94 56H93V58L91 59L90 58V54H82V55H80V56H77V55H74V53L73 52H71L70 51V48H68L66 45H63L64 43H65V41H64V43L62 42L61 43V41H60V44L58 43V44H55V41H54V44L52 43L50 46L48 45L47 46V49L45 48L42 52H40V54L38 55L37 54V56H32L33 58L31 59V58H29V57H24L25 55H26V53H24L25 55H23L22 57H23V63L24 62H26L25 60H24V58L27 60V58H29V60H28V62H26V63H28L27 64V66H26V68H23L20 72H17V73H15L14 72V70L10 67V64H9V62L10 61H13L14 60V51L16 50L15 48H14V44L12 45V44H10V43H8L7 42V44H6ZM37 42V41H36ZM53 42V41H52ZM68 42V41H67ZM66 42V43H67ZM77 42V41H76ZM143 42V41H142ZM159 42V41H158ZM161 42V41H160ZM167 42V41H166ZM180 42V41H179ZM190 42V43H191ZM201 43H200V45L202 44V40L200 41ZM217 42V43H216ZM230 43V44H228V43ZM238 42V41H237ZM40 43H43L42 41H40ZM50 43H51V41H50ZM56 43H57V41H56ZM65 43V44H66ZM71 43H72V41H71ZM102 43V42H101ZM115 43V44H114ZM117 43H118V41H117ZM129 43V42H128ZM144 43V42H143ZM145 43H147V42H145ZM151 43V42H150ZM154 43V42H153ZM163 43V42H162ZM181 43V42H180ZM194 43V42H193ZM216 43V44H215ZM240 43V42H239ZM243 43V45H244V42H242ZM11 45V46H9V47H11V49L13 48V49H15L14 51H13V53L11 54V49L9 50L10 52H8L7 50L9 49V47L7 48V46L6 45ZM90 44V43H89ZM148 44V43H147ZM166 45H167V47H168V44L167 43H165ZM199 44V43H198ZM207 44V45H206ZM215 44V45H214ZM7 48H5L4 46ZM40 45V44H39ZM43 45H44V43H43ZM138 45V44H137ZM146 45V44H145ZM144 45V46H145ZM170 45V46H171ZM178 45H180V44H178ZM192 45V44H191ZM238 45V47L236 48V46ZM242 45V44H241ZM3 46V47H2ZM13 46V47H12ZM41 46V45H40ZM96 46V48H97V44L95 45ZM124 46H126V45H124ZM165 46V45H164ZM164 46L162 45V47L164 48ZM184 46V45H183ZM187 46V45H186ZM190 46V45H189ZM189 46H187V47H189ZM197 46V45H196ZM2 47V48H1ZM151 47H152V45H151ZM150 47V48H151ZM154 47H155V45H154ZM156 47L158 48V47H160V46H157L156 45ZM162 47H160V48H162ZM179 46H177V48H178ZM193 47V46H192ZM243 47V46H242ZM241 47V48H242ZM17 48V47H16ZM98 48H99V46H98ZM107 48V47H106ZM121 48H122V46H121ZM160 48H158V49H160ZM166 48V47H165ZM170 48V47H169ZM236 48V49H235ZM244 48V47H243ZM12 49V50H13ZM18 49H19V47H18ZM41 49V48H40ZM124 49H125V47H124ZM144 49V48H143ZM142 49V50H143ZM153 49H155V48H153ZM172 49V51H171V53L173 52V48H171ZM171 49H169V50H171ZM189 49H191L190 47H189ZM198 49V48H197ZM76 50V49H75ZM100 51L101 49L99 48V49H97V51ZM103 50V49H102ZM157 50V49H156ZM199 50V49H198ZM198 50H197V52H198ZM202 50V49H201ZM200 50V51H201ZM243 50V49H242ZM245 50V49H244ZM247 50V49H246ZM96 51V50H95ZM105 51H106V49H105ZM168 51V50H167ZM196 51V50H195ZM20 52V51H19ZM74 52H77V51H74ZM101 52H103V51H101ZM109 52V51H108ZM117 52H120V51H117ZM165 52V51H164ZM175 53H176V48H175V51H174ZM177 52H179V51H177ZM196 52V53H197ZM202 52V51H201ZM247 52V51H246ZM17 53V52H16ZM28 53V52H27ZM103 53H105V52H103ZM122 53V52H121ZM127 53V52H126ZM138 53V52H137ZM145 53V52H144ZM148 53V52H147ZM152 53V52H151ZM154 53V56H155V52H153ZM170 53V52H169ZM20 54H23V53H20ZM30 54V53H29ZM33 54V53H32ZM109 54V53H108ZM142 54H143V52H142ZM149 54V53H148ZM173 54V53H172ZM172 54H171V56L170 55H168V57H166V60H167V58L169 59V57L171 58L172 57ZM194 54V53H193ZM16 55V54H15ZM18 55H19V53H18ZM17 55V56H18ZM28 55V54H27ZM31 55V54H30ZM125 55V54H124ZM159 55H161L160 53H159ZM174 55V54H173ZM212 55V56H211ZM17 56H15V58L17 57ZM20 57H21V55H19ZM103 56H105V55H103ZM148 56V55H147ZM162 56H164L163 54H162ZM176 56H178V55H176ZM231 56V55H230ZM21 57V58H22ZM97 57H98V55H97ZM100 57V56H99ZM236 57V55L234 56V58ZM12 58V59H11ZM149 58V57H148ZM158 58V60L156 61V62H158L159 64H157L158 66H161L162 65V67H164L163 66V64H164V62H163V58H159V57H157ZM177 58H179V56L177 57ZM175 56H174V59L172 58V62H170V61H168L166 64H165V66L169 63H172V65H174V66H170V68L171 67H174V71L176 72H171V74H165V72H161V74H163V76H161V78L160 79H158V81H155V80H153L152 79V77L151 78H147V76L146 75H141L140 76V74H135V73H133V75L131 76V78L130 79H133L134 81L135 80H140L141 78H142V80H143V78H147L146 80H149V82L150 83H152V85H154V84H163V85H165V84H177V88H178V90H180V86H179V84H181V89H182V83H181V80H183L184 78H185V76L186 77H189V79L187 78V80L186 81H188V80H190V77L191 76H193V74H194V70L196 69H199L198 67L199 66H201L202 65V63H203V61L205 62L206 61V63L208 62V59L207 60H205V57H204V59H203V56H202V59L203 60H200V62H202L201 64H200V62H198V60H196L197 62H189V63H187V62H184V60H183V62H182V60L181 61H178V59H177ZM199 58H201V57H199ZM231 58H233V55H232V57ZM96 59V62H97V58H95ZM108 59V58H107ZM117 59V58H116ZM131 59V58H130ZM159 59H161V60H159ZM113 60V59H112ZM117 60H119V59H117ZM135 60V59H134ZM139 60H142V59H140L139 58ZM145 60L146 59H144L143 60V62L145 63ZM153 60H155V58L153 59ZM187 60V59H186ZM211 61H212V59H210ZM116 61V60H115ZM208 62L207 64L209 65L210 63H211V65H209V67L210 66H212V67H210V69L212 68V70H213V64H212V62ZM256 61V60H255ZM146 62H148V60L146 61ZM161 62H163V64H161ZM178 62V63H177ZM182 62V63H181ZM142 63V62H141ZM262 63H264V62H262ZM14 64V63H13ZM12 64V65H13ZM123 64V63H122ZM140 64V63H139ZM204 64L205 63H203V66H204ZM207 64L205 65V66H207ZM26 65V64H25ZM25 65H23V66H25ZM216 65V64H215ZM262 65H264V64H262ZM158 66H156V67H158ZM204 66V67H205ZM139 67V66H138ZM203 67V68H204ZM222 67V66H221ZM165 68H167V67H165ZM164 68V69H165ZM20 69V68H19ZM161 69V68H160ZM162 69V71H168L169 69ZM206 69H208V68H206ZM229 69V68H228ZM231 69H233V68H231ZM222 70V69H221ZM245 70V69H244ZM257 70V69H256ZM161 71V70H160ZM169 71H171V70H169ZM168 71V72H169ZM206 71H208V70H206ZM209 71H211V70H209ZM216 71V70H215ZM237 70H234V73L236 72ZM129 72V71H128ZM193 72V73H192ZM213 72V71H212ZM220 72V71H219ZM230 72V71H229ZM245 72V71H244ZM125 73V72H124ZM160 73V72H159ZM195 73H196V71H195ZM209 73V72H208ZM226 73H227V75H228V72L226 71ZM233 73V71L231 70V74L229 73V76L231 77L230 78V80H233L234 78H237L235 75L236 74H232ZM237 73V72H236ZM261 73V72H260ZM161 74H159V75H161ZM159 75H157V76H159ZM191 75V76H190ZM209 74H207V76H208ZM234 76V78H232V76ZM128 76V75H127ZM126 76V77H127ZM134 76V77H133ZM146 76V77H145ZM207 76H206V78H207ZM226 76V75H225ZM228 76V77H229ZM260 76V75H259ZM125 77V78H126ZM133 77V78H132ZM184 77V78H183ZM209 77H210V75H209ZM213 77V76H212ZM212 77H210L211 79H214L215 78V76H214V78H212ZM228 77H225V79L227 78L228 79ZM261 77V76H260ZM135 78V79H134ZM138 78H140V79H138ZM182 78V79H181ZM192 79H194L193 77H191ZM262 78V77H261ZM144 79V80H145ZM150 79H152V81H150ZM156 80H157V78H155ZM191 79V80H192ZM208 79V78H207ZM206 79V80H207ZM221 81H224L225 79H224V77H221V78H219ZM227 79L225 80V82H223L224 84H226L227 83ZM240 78H238V80H239ZM190 80V81H191ZM206 80H205V82L203 83V84H210V79H208V83L206 82ZM214 80H216V79H214ZM214 80H213V82H214ZM230 80L228 79V81L230 82ZM247 80V79H246ZM254 80V79H253ZM184 81L185 80H183V84H185L184 83ZM194 81V80H193ZM197 81V80H196ZM217 81H219L218 80V78H217ZM233 81H235V83H236V80L234 79ZM144 82V81H143ZM148 82V81H147ZM216 84H217V82H215ZM234 83V84H235ZM243 83V82H242ZM245 83H246V81H245ZM125 84V83H124ZM137 84V83H136ZM146 84V83H145ZM233 84V83H232ZM238 84V83H237ZM151 85V86H152ZM160 85V86H161ZM162 85V86H163ZM149 86V85H148ZM170 86H172V85H170ZM173 86H175V85H173ZM227 86V85H226ZM225 86V87H226ZM228 86H232L231 85V83H230V85H228ZM237 86V85H236ZM241 86V85H240ZM176 87V86H175ZM184 87H185V85H184ZM208 87V85H204V86H202L201 88L200 87H198L197 89H195V90H198V91H203V93H204V91L205 90H207L206 88ZM224 87V88H225ZM233 87H234V85H233ZM163 88V87H162ZM172 88V87H171ZM170 87H169V85H168V88H164L165 89V92H166V94L168 95V94H171V95H174V94H176V92H173V91H175V90H177V89H171ZM188 86L187 87H185L184 88V90L182 89L181 91L183 92L182 94L183 95H185L184 97H187L188 95H186V92H184V91H190V89L188 88ZM194 88V87H193ZM227 88H229V87H226L225 89H224V92H225V90H228ZM238 88V87H237ZM254 88H255V86H254ZM115 89H119V86H118V88H115ZM158 89V88H157ZM186 89V90H185ZM231 89H233V88H231ZM236 88H234V90H235ZM162 90V89H161ZM161 90H159V91H161ZM221 90V89H220ZM229 90H230V88H229ZM114 91V90H113ZM118 91V90H117ZM180 91V92H181ZM193 91V90H192ZM231 91V90H230ZM229 91V92H230ZM127 92V91H126ZM157 92V91H156ZM194 92V91H193ZM228 92V91H227ZM237 92H238V90H237ZM236 91L234 92L233 91V94H232V96L234 95V94H236L237 93ZM258 92V91H257ZM174 93V94H173ZM178 93V92H177ZM185 93V94H184ZM232 92H230V94H231ZM261 93V92H260ZM157 94H159V93H157ZM180 93H178V94H176V96L174 97V98H176V97H178L177 95H179ZM188 94H189V92H188ZM224 94V93H223ZM155 96H156V94H154ZM171 95H169L173 100H174V98L171 96ZM237 96H235V98L236 99H239V97H238V93L236 94ZM258 95H259V93H258ZM112 96V97H111ZM160 96V95H159ZM158 96V97H159ZM166 96V95H165ZM165 96H163V98L165 99ZM193 96V95H192ZM197 96V95H196ZM208 96H209V94H208ZM227 96V95H226ZM230 96V95H229ZM242 96V95H241ZM111 97V98H110ZM117 97H118V95H117ZM117 97H116V95H115V99H114V101H116L117 100ZM127 97V96H126ZM182 98H183V96H181ZM231 97V96H230ZM234 97V96H233ZM170 98V99H171ZM180 98V97H179ZM211 98V97H210ZM232 98V97H231ZM234 98V100H236ZM13 99H21V100H26V104H24V105H22V106H19L18 107V109L19 108H22L23 109V113H25L26 115H28L29 117H31L32 119H34L35 121L36 120H38V119H40L41 118V120L43 121V119H44V122H43V127H41L40 126V128L41 129H43V130H41V131H39V129L38 128H36L35 126H33L34 125V123L31 125V129H32V132H34L35 133V131H37V129H38V135H39V139H35V141H37L36 143L38 144H34V142H32L33 144H34V146L36 145L37 147H35V149L36 148H38L37 150H39L41 153H39V154H41V156H40V158H39V160H36V158H35V160H36V162L37 161H39L40 163H36V164H38V167H37V165L36 164H34L33 162H31L34 166H33V170H31L32 169V164L30 163H28V165H26V163L27 162H24V160H25V158H23V154L22 153H17V154H19L20 156L22 155V157H16V155H15V160H17V158L18 159H20V161H21V159L23 158V161L22 162H24V164L23 165H20L19 167H20V169L22 170V171H27L28 173L26 174L25 172L24 173H22V172H19L17 169L19 168H14L13 166H11V167H9V166H6V165H4V164H7L8 165V163H7V161H8V159H9V161L11 160H14V159H10L9 157H11L12 158V156H14V153L13 152H16V150L17 151H19V150H21V149H19L18 150V148L16 147V145H17V141H19L20 140V138H19V140H16V133H12V131L13 132H15L14 130H16V131H18V130H20V126H21V121L18 119V116H17V118L15 117L16 115H18V112H19V110H18V112L16 113V110H14L13 108H11L10 107V105H11V101L13 100ZM73 99V100H72ZM171 99V101L173 102V103H175V104H177L176 102H174L173 100ZM177 99V98H176ZM251 99H253V98H251ZM68 100V101H67ZM78 100V99H77ZM76 100V101H77ZM113 100V99H112ZM152 100V99H151ZM180 100H181V98H180ZM194 100V99H193ZM206 100V99H205ZM245 100V99H244ZM113 101V102H114ZM150 101V100H149ZM170 101V102H171ZM182 101V100H181ZM212 101V100H211ZM214 101V100H213ZM240 101V100H239ZM242 101V100H241ZM13 102V101H12ZM67 102H71L70 104H66V106H64L65 105V103H67ZM117 102V101H116ZM135 102V101H134ZM171 102V104H173ZM178 102H179V100H178ZM210 102V101H209ZM229 102V101H228ZM180 103V102H179ZM190 103V102H189ZM188 103V104H189ZM208 103V102H207ZM233 103V102H232ZM234 103L235 104H237V102H235L234 101ZM234 103H233V106H235V110L234 111H231V113H230V115H227V116H231L232 117V119L233 120H231V122L232 123H235V125H234V127H233V129L235 128V129H237L238 128V126H236L237 125V119H238V123H240V122H244L243 120L245 119V122H246V120H247V118H248V120H250L249 118L251 117L250 116V112L251 113H253L254 111H258V110H261L262 112H264V96H255V98L252 100V102L251 103H247V104H250V105H246V106H248L247 108L249 109V110H246L247 108H246V106H245V108H242V109H238L237 108V106L238 107H242L241 105H244V104H241L240 105V103H238V105H234ZM243 103V102H242ZM75 104H77V103H75ZM104 104H103V108H104ZM110 104V103H109ZM108 104V105H109ZM112 104V103H111ZM114 105H115V103H113ZM148 104H150V103H148ZM148 104H146V105H148ZM168 104H169V102H168ZM170 104V105H171ZM183 104V103H182ZM182 104L180 103V105L182 106ZM67 105H69V106H67ZM80 105V104H79ZM210 104H208V106H209ZM224 105V104H223ZM226 105V104H225ZM13 106H15V105H13ZM81 106V105H80ZM79 106V107H80ZM82 106H81V108H82ZM112 106V105H111ZM144 106V105H143ZM151 106V105H150ZM172 106V105H171ZM171 106L169 107V105H167V107H169V108H167V109H169L170 111L172 110V109H170L171 108ZM178 106V105H177ZM180 106V107H181ZM190 106V105H189ZM212 106V105H211ZM228 106H230V105H228ZM65 107V108H64ZM78 107V108H79ZM87 107V108H86ZM102 107V106H101ZM109 107V106H108ZM149 107V106H148ZM172 107H176V105L174 106H172ZM200 107V106H199ZM17 108V107H16ZM75 108V107H74ZM81 108L80 109H78V111H80L81 110ZM105 108H107L106 106H105ZM117 108V107H116ZM146 108V107H145ZM164 108H166V107H164ZM179 108V107H178ZM177 108V109H178ZM186 108V107H185ZM209 108V107H208ZM230 108H231V106H230ZM76 109V108H75ZM83 109V108H82ZM108 109V108H107ZM175 109V108H174ZM173 109V110H174ZM200 109V108H199ZM66 110V111H65ZM71 110H72V108H71ZM97 110H101V108L100 109H96V112H97ZM102 110H104V109H102ZM102 110H101V112H102ZM140 110V109H139ZM172 110V111H173ZM198 110V109H197ZM196 110V111H197ZM229 107H228V112H229ZM247 111V112H245V111ZM112 111V110H111ZM143 111V110H142ZM155 111V110H154ZM176 111V110H175ZM180 111V110H179ZM178 111V112H179ZM183 111V109L181 110V112ZM210 111V110H209ZM227 111H225L226 113H227ZM76 112V111H75ZM84 112V110L82 111L81 110V114ZM105 112H108V111H105ZM110 112V111H109ZM147 112V111H146ZM145 112V113H146ZM164 112H165V109H164ZM174 112V111H173ZM198 112H199V110H198ZM20 113H22V111L21 112H19V115L20 116H23V114H20ZM74 113V112H73ZM92 113V114H93ZM153 113H155V112H153ZM170 113V112H169ZM175 113V112H174ZM177 113V112H176ZM175 113V114H176ZM201 113V112H200ZM226 113H225V115L224 116H226ZM259 113V112H258ZM80 114V113H79ZM84 114V113H83ZM96 114H98V113H96ZM96 114H95V118H97V116H96ZM103 114L104 113H102V115L101 116H103ZM116 114V113H115ZM144 114V113H143ZM175 114H171V116H173V115H175ZM180 114V113H179ZM211 114H213V113H211ZM247 114H249V117H247V118H242V117H246V115ZM260 114V113H259ZM89 115V114H88ZM99 116H100V114H98ZM106 115V114H105ZM112 115H113V112H112ZM119 115V114H118ZM138 115V114H137ZM144 115H146V114H144ZM151 115H152V113H151ZM170 114H168V116H169ZM177 115V114H176ZM182 115V114H181ZM180 115V116H181ZM206 115V114H205ZM218 115V114H217ZM220 115V114H219ZM258 115V114H257ZM28 116H26V117H24V118H28ZM82 116V115H81ZM93 116V115H92ZM148 116H150V115H148ZM147 116V117H148ZM185 116V115H184ZM192 116V115H191ZM213 116V115H212ZM226 116V117H227ZM248 116V115H247ZM4 117V118H3ZM16 118V120H14L13 121V118ZM66 117V118H65ZM74 117H78V116H74ZM79 117H80V115H79ZM90 117V116H89ZM121 117V116H120ZM145 118H146V116H144ZM151 117H153V116H151ZM156 117V116H155ZM166 117V116H165ZM175 117V116H174ZM178 117V116H177ZM202 117V116H201ZM200 117V118H201ZM207 117V116H206ZM225 117V118H226ZM21 118V120H23L24 118H22V117H20ZM63 118H65V119H63ZM81 118V117H80ZM84 118H85V116H84ZM83 118V119H84ZM98 118H100V117H98ZM97 118V119H98ZM123 118H125V117H123ZM139 118V117H138ZM149 118V117H148ZM169 118V117H168ZM178 118H180V117H178ZM224 118V117H223ZM224 118V119H225ZM228 118H230V117H227V119L226 120H228ZM256 118V122H257V117H255ZM63 119V120H62ZM87 119H89V118H87ZM151 119V118H150ZM153 119V118H152ZM151 119V120H152ZM170 119H172V117L170 118ZM174 119V118H173ZM182 119V118H181ZM190 119V120H189ZM196 119H197V117H196ZM214 119V118H213ZM224 119L222 120V124L224 123L223 121H224ZM231 119V118H230ZM242 121H241V120ZM24 120H26V122H27V119H24ZM31 120V119H30ZM33 120V121H34ZM99 120V119H98ZM158 120V119H157ZM204 120H206V119H204ZM234 120L236 121V122H234ZM252 120V119H251ZM255 120V119H254ZM72 121V120H71ZM82 121H84V120H81L80 122H82ZM94 121V120H93ZM96 121V120H95ZM100 121V120H99ZM99 121H97L96 123H98ZM153 121V120H152ZM159 121V120H158ZM171 121V120H170ZM174 121H175V119H174ZM174 121H173V123H174ZM191 122V118H188V121H186V123L187 122ZM199 121H200V119H199ZM201 121H203V120H201ZM1 122L2 123H4V124H1ZM10 122H11V124H10ZM64 122V123H63ZM85 122V121H84ZM83 122V123H84ZM101 122V121H100ZM103 122V121H102ZM126 122H128V121H126ZM143 122V121H142ZM165 122V121H164ZM183 122V121H182ZM215 122V121H214ZM226 122V121H225ZM228 123H225L226 124V126H228V125H231V128H232V124L230 123V121L228 120L227 121ZM23 123V122H22ZM31 123V122H30ZM38 123V122H37ZM56 123V124H55ZM57 123L59 124V123H63V124H60V125H57ZM73 123V122H72ZM78 123V122H77ZM76 123V124H77ZM82 123V124H83ZM154 123H156V122H154ZM157 123H159V122H157ZM156 123V124H157ZM163 123V122H162ZM161 123V124H162ZM172 123V124H173ZM177 123V122H176ZM175 123V124H176ZM180 123V122H179ZM185 123V122H184ZM194 123V122H193ZM192 123V124H193ZM195 123H196V121H195ZM212 123V122H211ZM250 123V122H249ZM255 123V122H254ZM23 124H25V122L23 123ZM40 124H42V122L40 123ZM55 124V125H54ZM75 124V123H74ZM81 124V125H82ZM88 124H89V122H88ZM98 124H101V123H98ZM122 124H123V122H122ZM153 124V123H152ZM171 123H169V125H170ZM171 124V125H172ZM188 124H190V123H188ZM200 124V123H199ZM201 124H203V123H201ZM225 124H223V125H225ZM228 124V125H227ZM246 123H244V125H245ZM7 126L6 128H5V126ZM30 125V124H29ZM54 125V126H53ZM93 125V124H92ZM125 125H127V124H125ZM136 125V124H135ZM154 125V124H153ZM163 125V124H162ZM169 125H166V126H169ZM180 125H181V123H180ZM196 125V124H195ZM212 125H213V127H214V124L212 123ZM239 125V124H238ZM242 125V124H241ZM251 125H252V123H251ZM254 125V124H253ZM3 126V127H2ZM9 126V127H8ZM25 126H27V125H25ZM32 126L33 127H35L36 128V130H34L33 131V128H32ZM51 126V127H50ZM53 126V127H52ZM68 127L67 128H69L70 127V124L69 125H67ZM75 125H73V127H74ZM86 126V125H85ZM85 126H83V127H85ZM104 126V125H103ZM111 126V125H110ZM118 126V125H117ZM122 126H124V125H122ZM131 126H133V124L132 125H130V127ZM189 126V125H188ZM194 126V125H193ZM202 126V125H201ZM236 126V127H235ZM246 126V125H245ZM244 126V127H245ZM255 126V125H254ZM73 127H70V128H72L73 129ZM100 127V126H99ZM125 127V126H124ZM127 127V126H126ZM125 127V128H126ZM154 127V126H153ZM159 127H162L161 125L160 126H157V128H158V130H161ZM174 127V129H175V126H173ZM200 127V126H199ZM212 127V126H211ZM211 127H210V130H211ZM212 127V128H213ZM219 127V126H218ZM230 127V126H229ZM229 127L227 128V129H229ZM240 127V126H239ZM248 127V126H247ZM27 128H29V127H27ZM56 128V127H55ZM54 128V129H55ZM62 128H64V127H62ZM66 128V127H65ZM63 129V132H66L67 134H70V132H68V130L67 129ZM111 127H109V129H110ZM115 128V127H114ZM133 128V127H132ZM143 128V127H142ZM144 128H145V126H144ZM149 128V127H148ZM209 128V127H208ZM216 128V127H215ZM222 128H223V126H222ZM22 129H23V127H22ZM25 129V128H24ZM53 129V130H54ZM59 129H61V128H59ZM77 129V128H76ZM81 129H84V128H81ZM85 129H87V128H85ZM84 129V130H85ZM93 129V128H92ZM95 129H96V127H95ZM111 129H113V128H111ZM130 129V128H129ZM134 129V128H133ZM145 129H147V128H145ZM189 129V128H188ZM195 129V128H194ZM193 129V130H194ZM196 129H200V128H196ZM227 129H225L226 130V132H224V130H222V133L225 135L226 133H228V134H226L225 136H231L230 134L232 133H229L228 131H227ZM234 129V130H235ZM244 129V128H243ZM28 130V129H27ZM27 130H25V132L27 131ZM64 130H67V131H64ZM83 130V131H84ZM103 130V129H102ZM148 130V129H147ZM156 130V129H155ZM158 130H156V131H158ZM178 130V129H177ZM190 130V129H189ZM192 130V129H191ZM205 130H207V129H205ZM209 130V129H208ZM205 131L206 133H203V136H205L206 138L208 137L209 138V140H210V138L212 139L211 141L212 142H210L209 141V143H210V145H211V143L213 144V142H214V144L215 143H217L218 144V142H221V141H224L222 138H224V137H222L221 139L222 140H220L219 139V137H218V134H219V132H217V131H214V129H213V133L215 132L216 134H217V139H215V136L213 135V133H212V135H210L209 136V131ZM218 130H221V128L220 129H218ZM232 130V129H231ZM233 130V131H234ZM240 130V129H239ZM242 130V129H241ZM258 130V129H257ZM22 131V130H21ZM29 131V130H28ZM50 131V133H52V134H54V135H56V139H51V138H54V135H53V137H51L52 136V134H49L48 132ZM88 131V130H87ZM93 131H94V129H93ZM110 131V130H109ZM119 131H120V129H119ZM133 131V130H132ZM163 131V130H162ZM161 131V132H162ZM184 131V130H183ZM200 131V130H199ZM25 132H23L24 133V135H25ZM31 132V133H32ZM46 132H47V134H46ZM73 132H74V129H73ZM96 132H97V130H96ZM124 132V131H123ZM134 132V131H133ZM132 132V133H133ZM147 132V131H146ZM148 132H150V130L148 131ZM160 132V133H161ZM174 132H175V130H174ZM180 132V131H179ZM185 132V131H184ZM196 132V131H195ZM203 132V131H202ZM207 132H208V134H207ZM221 132V131H220ZM236 132H240V131H236ZM261 132V131H260ZM0 133H4V132H0ZM15 134L14 136L12 135V134ZM29 133V132H28ZM33 133V134H34ZM37 133V132H36ZM60 135H59V134ZM66 133H64V134H66ZM88 133V132H87ZM95 133V132H94ZM112 133V132H111ZM126 133V132H125ZM167 133V132H166ZM176 134H177V132H175ZM188 132H186V134H187ZM190 133V132H189ZM191 133H192V131H191ZM198 133V132H197ZM196 133V134H197ZM222 133L220 134V135H222ZM50 136H49V135ZM63 134V133H62ZM78 134V133H77ZM80 134V133H79ZM83 134H85V136H86V133H83ZM110 134V133H109ZM114 134H116L115 132H114ZM120 133H118V134H116V136L117 135H119ZM123 134V133H122ZM169 135H170V133H168ZM167 134V135H168ZM179 134V133H178ZM182 134V133H181ZM200 134V133H199ZM204 134H207V135H204ZM211 134V133H210ZM19 135H21V136H23L22 135V133H20L19 134V132H18V136ZM28 134H26V136H27ZM49 137H48V136ZM59 135V136H58ZM72 135H74V134H72ZM81 135H82V133H81ZM92 135V134H91ZM94 135V134H93ZM129 135V134H128ZM135 134L133 133V136H134ZM148 135V134H147ZM150 135V134H149ZM154 135V134H153ZM166 135V134H165ZM172 135V134H171ZM169 136V137H172V136ZM201 135V134H200ZM242 135V134H241ZM244 135V134H243ZM242 135V136H243ZM15 137V138H13V137ZM28 136H30L29 138H33V140H34V136L35 135H33L32 136V134H30L29 133V135ZM68 136V135H67ZM82 136H84V135H82ZM82 136H80V137H82ZM99 136V135H98ZM115 136V135H114ZM115 136V137H116ZM121 136V135H120ZM123 137H125V135L123 134L122 135ZM132 136V135H131ZM130 136V137H131ZM157 136H159V134L157 135ZM178 136V135H177ZM182 136H183V134L181 135V138H180V135H179V139H182ZM188 136H190V134H188ZM203 136H202V138H203ZM233 136H234V134H233ZM233 136L231 137V138H233ZM237 136H239L238 134H237ZM237 136H236V134H235V139L237 138ZM245 136H246V134H245ZM6 137H8V138H6ZM77 137H78V135H77ZM91 137V136H90ZM92 137H94L95 138V136H92ZM91 137V138H92ZM118 137V136H117ZM137 137V136H136ZM152 137V136H151ZM154 137H156V136H154ZM169 137H166L167 139L169 138ZM198 138H199V136H197ZM214 139H213V138ZM241 137V136H240ZM244 137V136H243ZM29 138H27V139H29ZM70 138V137H69ZM87 138V137H86ZM109 138V137H108ZM113 137H111L110 138V140L108 139V141H112L111 139H112ZM119 138V137H118ZM128 138V137H127ZM174 138H175V136H174ZM173 138V139H174ZM191 138V137H190ZM196 138V137H195ZM201 138V137H200ZM201 138V139H202ZM205 138V139H206ZM227 138V142H229V141H232V140H229L230 138H228V137H226ZM2 139V140H1ZM6 139H7V141H6ZM26 139V138H25ZM57 139V140H58ZM61 139V138H60ZM59 139V140H60ZM82 139H83V137H82ZM96 139V138H95ZM142 139V138H141ZM144 139H146V138H144ZM189 139V138H188ZM219 139V140H218ZM225 139V138H224ZM234 139V138H233ZM234 139V140H235ZM240 139V138H239ZM247 139L248 138H246L245 140L247 141ZM5 140V141H4ZM30 140V139H29ZM73 140H74V138H73ZM83 140H85V139H83ZM121 140V139H120ZM119 140V141H120ZM127 140H129V139H127ZM147 140V139H146ZM160 140V139H159ZM176 140V139H175ZM190 140V139H189ZM192 140V139H191ZM190 140V141H191ZM194 140V139H193ZM204 140V139H203ZM207 140V139H206ZM214 140V141H213ZM216 140L218 141V142H216ZM234 140H233V142H234ZM237 140V139H236ZM249 140H250V138H249ZM254 140V139H253ZM259 140V139H258ZM3 141V142H2ZM28 141V140H27ZM74 141H76V140H74ZM124 141V140H123ZM168 142H170V140H167ZM166 141V142H167ZM201 141V140H200ZM242 141V140H241ZM261 141V140H260ZM2 142V143H1ZM51 142H53V143H51ZM59 142V141H58ZM60 142H62V141H60ZM71 142V141H70ZM162 142H163V140H162ZM166 142H164L165 144H166ZM167 142V143H168ZM195 142H196V140H195ZM198 142V141H197ZM202 142V141H201ZM251 142V141H250ZM19 143V142H18ZM28 143V145L26 144V143H24V144H26L27 146H24L23 148H28L29 147V145H31L29 148H31L33 145L31 144V143H29V142H27ZM86 143V142H85ZM117 143V142H116ZM173 143V142H172ZM193 143H194V141H193ZM206 144H205V146H204V148L206 147V145H208L207 144V142H205ZM238 143V141L235 143V144H237ZM243 143H244V141H243ZM246 143V142H245ZM248 143V142H247ZM246 143V144H247ZM23 144V143H22ZM40 144H42V145H40ZM61 144V143H60ZM79 144H80V142H79ZM83 144V143H82ZM124 144V143H123ZM133 144V143H132ZM131 144V145H132ZM144 144H146V143H144ZM225 144V143H224ZM228 144V143H227ZM254 144V143H253ZM52 145V146H53ZM77 145V144H76ZM91 145V144H90ZM108 145V144H107ZM118 145V144H117ZM159 145V144H158ZM162 145H163V143H162ZM210 145H208V146H210ZM221 145H223L222 144V142H221ZM220 145V146H221ZM238 145V144H237ZM240 145L242 146V144L240 143ZM239 145V146H240ZM261 145V144H260ZM260 145H258V146H260ZM23 146V145H22ZM212 146H214V145H212ZM212 146H210V148L212 149L213 147ZM216 146L219 148L220 146H219V144L218 145H216L215 144V146H214V148H215V150H214V148H213V152H217V154L219 155H221L222 153L219 151V153H218V151H217V148H216ZM224 146V145H223ZM223 146H221L220 148V150L222 151L226 146H228V145H226L225 144V147L223 148ZM16 147V148H15ZM68 147H70V145L68 146ZM79 147V146H78ZM109 147V146H108ZM150 147V146H149ZM198 147V146H197ZM238 147V146H237ZM243 147V146H242ZM245 147V146H244ZM53 148V147H52ZM86 148V147H85ZM89 148V147H88ZM92 148V147H91ZM101 148V147H100ZM120 148V147H119ZM118 148V149H119ZM171 148V147H170ZM169 148V149H170ZM207 148V147H206ZM223 148V149H222ZM31 149H34L33 147L31 148ZM77 149V148H76ZM115 149V148H114ZM117 149V150H118ZM148 149V148H147ZM152 149L156 152V153H153V155L154 154H156L154 157V161L158 164L159 163V165H158V168H156L157 170H160L161 171V175H158L157 174V170H156V172H155V174H157L158 176H154L153 174H151V173H153V171L152 172H149L146 168H144V166H143V163L146 161H144L143 163H141V162H139L140 164H134V162H133V169H132V171H130V173L128 172V166H127V168L128 169H126V166H125V169H126V171H124V172H122V170H125L124 169V167H122L123 169H121V167H120V169H116L115 171H117V170H120V173H122V175H120V177L119 178H115V179H113V180H115V181H113L112 180V183H114V184H117V186H116V188H115V191H114V193H113V195L110 197L111 198V200H108V199H106V198H97V199H94V198H92V197H94V196H92V194L90 193V195L87 197L88 198V204H92V205H96L97 207H98V209L100 208L101 209V206H103L102 208H106L107 209V211H108V209L110 210L112 207H111V205L113 204L112 202H114V200L115 199H118V200H120V201H125L126 202V206H127V209L125 210V212H127L128 214L127 215H129V218H130V221H128L127 220V222H125L124 220V222L125 223H123V224H121V225H119V226H117L116 225V223H115V220H114V218L111 216V213H110V211L112 210H110V211H108V213L106 214L105 212H99V210L97 209V207H95V205L93 206V207H95V209L94 210H98V212H96V211H93V209L91 210V208L89 209V211L90 212H86L85 211V213L84 214H86L87 213V215H85L86 216V218H87V216L89 215L91 218V220L94 222V226H99V229H101L100 227H103V229H104V231H105V235H106V238L104 237V239L102 238V240L103 241H105V240H107V242H109L110 243V245L109 246H111V247H113V248H116L117 249V253H118V250H121L122 251V253H121V255H124L125 257H127V259L130 261H134L135 263H138V264H147L148 262H150V261H155L156 263L158 262L159 264L161 263V264H172V262L175 260L174 258H177L176 256H178V255H176L177 254V249L178 248H180L181 246H179L180 244H177V240L179 239L180 240V236H181V234H182V231H180V227L179 228H176V227H172L173 228V230L172 229H170V230H166L165 229V227H164V223H161V221H160V217H161V215H163L164 213H165V211L166 212H168V211H171V210H166V205H165V207H160V208H158L157 207V204L159 203V200L161 199V198H166L167 196H168V194L170 193V192H172V191H174V190H172L173 189V187L174 186H176V184H177V181L178 180H180V175L182 174L181 173V171H180V167H178L176 164H172V163H169L168 161H167V156L166 155H168V149H166V147L165 148H163L162 146L161 147H158L157 145L156 146H153L152 147ZM167 150V153H166V150ZM227 149V148H226ZM229 149V148H228ZM237 149V148H236ZM242 149H244V148H242ZM257 149V148H256ZM47 150H48V148H47ZM51 150H53V152L56 154H60V152L59 151H57L56 149H51ZM84 150V149H83ZM93 150V149H92ZM95 150V149H94ZM105 150V149H104ZM116 150V151H117ZM121 150V149H120ZM164 150V151H163ZM204 150V149H203ZM230 150V149H229ZM246 150V149H245ZM244 150V151H245ZM22 151V150H21ZM30 151V149H28V153H30L29 152ZM45 151V152H44ZM78 151V150H77ZM82 151V150H81ZM89 151V150H88ZM91 151V150H90ZM89 151V152H90ZM110 151H111V149H110ZM115 151V152H116ZM171 151V150H170ZM182 151H183V149H182ZM206 151H208V150H205L204 152H206ZM212 151V150H211ZM211 151H209L207 154H209V153H212ZM238 151V150H237ZM248 151V150H247ZM20 152V151H19ZM25 152H27V151H25ZM70 152H73V151H70ZM78 152H80V151H78ZM83 152V151H82ZM112 152V151H111ZM114 152V154H119V153H115ZM147 152H148V150H147ZM164 152V153H163ZM172 152V151H171ZM201 152H202V150H201ZM230 152H231V150H230ZM239 152V151H238ZM237 152V153H238ZM246 152V151H245ZM249 152H250V150H249ZM27 153V154H28ZM54 153H52V155L54 154ZM101 153V152H100ZM106 153V152H105ZM152 153V152H151ZM175 153V152H174ZM224 153H225V149H224ZM227 153V152H226ZM240 153V152H239ZM16 154V153H15ZM35 154V153H34ZM48 154V153H47ZM69 154V153H68ZM134 154V153H133ZM138 154V153H137ZM164 154H166L165 156H166V158H165V156H164ZM201 154V153H200ZM216 154V155H217ZM229 153H227V156H229L228 155ZM242 154V153H241ZM254 154H256V153H254ZM6 155H8V158H7V156ZM38 155V154H37ZM46 155V154H45ZM50 155V154H49ZM48 155V156H49ZM63 155V154H62ZM66 155V154H65ZM78 155V154H77ZM98 155V154H97ZM109 155V154H108ZM130 155V154H129ZM135 155V154H134ZM189 155V154H188ZM226 155V154H225ZM225 155H223L222 154V156H225ZM240 155V154H239ZM243 155V154H242ZM252 155V154H251ZM4 156V157H3ZM47 156V155H46ZM59 156V155H58ZM170 156V155H169ZM168 156V157H169ZM172 156V155H171ZM192 156V155H191ZM194 156V155H193ZM207 156V155H206ZM221 156V157H222ZM226 156V157H227ZM233 156V155H232ZM260 156V155H259ZM3 157V158H2ZM7 158V160H6V158ZM25 157V156H24ZM35 157V156H34ZM37 157V156H36ZM53 157V156H52ZM54 157H55V155H54ZM60 157H62V156H60ZM68 157V156H67ZM112 157H113V153H112ZM221 157L219 156V158H220V160H221ZM245 157V156H244ZM14 158V157H13ZM28 158V157H27ZM26 158V159H27ZM131 158H133V157H131ZM137 158V157H136ZM166 160H165V159ZM195 158H196V156H195ZM194 158V159H195ZM201 158H203V157H201ZM225 158V157H224ZM238 158V157H237ZM247 158V157H246ZM253 158V157H252ZM258 158V157H257ZM1 159H3V161H1ZM5 159V160H4ZM67 159V158H66ZM72 159V158H71ZM86 159V158H85ZM98 159V158H97ZM103 159V158H102ZM134 159V158H133ZM132 159V160H133ZM138 159V158H137ZM193 159V158H192ZM193 159V160H194ZM206 159V158H205ZM208 159V158H207ZM215 159V158H214ZM223 159V158H222ZM226 159H230V161L232 160L231 159V157L230 158H226ZM233 159H234V157H233ZM240 159V158H239ZM245 159V158H244ZM244 159H243V161H244ZM14 160V161H15ZM28 160V159H27ZM60 160H62V159H60ZM69 160V159H68ZM88 160V159H87ZM136 160V159H135ZM142 160V159H141ZM234 160H236V159H234ZM6 161V162H5ZM11 161H10V163H11ZM14 161H13V165H14ZM26 161V160H25ZM29 161V160H28ZM56 161V160H55ZM91 161V160H90ZM89 161V162H90ZM165 161H167L168 163H166ZM238 161V160H237ZM239 161H241V159L239 160ZM252 161V160H251ZM250 160H249V162H251ZM260 161V160H259ZM54 162V161H53ZM58 162H59V160H58ZM79 162V161H78ZM82 162V161H81ZM113 162V161H112ZM147 162V161H146ZM154 162V163H155ZM194 162V161H193ZM206 162V161H205ZM211 162V161H210ZM213 162V161H212ZM248 162V161H247ZM51 163V162H50ZM106 163V162H105ZM109 163V162H108ZM116 163V162H115ZM151 163V162H150ZM203 162H201V164H202ZM207 163V162H206ZM209 163V162H208ZM230 164L232 163V162H229ZM244 163H246V162H244ZM259 163V162H258ZM17 164V162L15 163V165ZM19 164H21L20 162H19ZM42 164V166H43V168H40L39 167V165H41ZM55 164V163H54ZM91 164V163H90ZM89 164V165H90ZM110 164V163H109ZM142 164V165H141ZM147 164V163H146ZM145 164V165H146ZM239 164V162L236 164V165H238ZM248 164V163H247ZM18 165V164H17ZM17 165H16V167H17ZM31 165V166H30ZM58 165V164H57ZM66 165V164H65ZM81 165V164H80ZM83 165V164H82ZM104 165V164H103ZM102 165V166H103ZM227 165V164H226ZM225 165V166H226ZM233 165V164H232ZM249 165V164H248ZM255 164H253L252 166H254ZM257 165V164H256ZM261 165V164H260ZM41 166V167H42ZM66 166H68V165H66ZM65 166V168H67ZM73 166V165H72ZM75 166V165H74ZM108 166V165H107ZM112 166H114V165H112ZM118 166V165H117ZM116 166V168H118ZM151 166V165H150ZM155 166H157V165H155ZM203 166H205V165H203ZM209 167V165L208 164H206V167ZM211 166H212V164H211ZM210 166V167H211ZM244 166V165H243ZM251 166V167H252ZM76 167V166H75ZM84 167H85V165H84ZM101 167V166H100ZM131 167V166H130ZM145 167H147V166H145ZM207 167V168H208ZM213 167V166H212ZM228 166H226L225 168L228 170V168H227ZM230 167H231V165H230ZM244 167H246V166H244ZM62 168V167H61ZM68 168H69V166H68ZM110 168V167H109ZM108 168V169H109ZM241 168V167H240ZM250 168V167H249ZM248 168V169H249ZM255 168V167H254ZM254 168H253V170H254ZM7 169V170H6ZM19 169V170H20ZM70 169V168H69ZM102 169V168H101ZM131 169V168H130ZM145 169L147 170V171H145ZM204 169V168H203ZM15 170H17L18 171V173H19V178H17L16 176V174H17V172L15 171ZM31 170V171H30ZM45 170V171H44ZM49 170V169H48ZM57 170V169H56ZM80 170V169H79ZM112 170V168L109 170V171H111ZM198 170V169H197ZM212 170V169H211ZM224 170V169H223ZM233 170H235V169H233ZM250 170V169H249ZM29 171H30V173H29ZM58 171V170H57ZM102 171H103V169H102ZM114 171V172H115ZM196 171V170H195ZM205 171H206V169H205ZM207 171H209L210 172V168H209V170L207 169ZM261 171V170H260ZM68 172H70V171H68ZM107 172V171H106ZM114 172H112V173H114ZM133 172V173H132ZM149 172V174H147ZM227 173V178H228V176H230V173L228 172V171H226ZM231 172H232V170H231ZM239 172V171H238ZM253 173H254V171H252ZM21 173H22V175H21ZM119 173V174H120ZM181 173V174H180ZM203 173H205V172H203ZM229 173V174H228ZM232 173H234V172H232ZM245 173V172H244ZM99 174V173H98ZM107 174H108V172H107ZM107 174H105V175H107ZM115 174V173H114ZM113 174V175H114ZM118 174V173H117ZM132 174V175H131ZM207 174V173H206ZM213 174V173H212ZM226 174L224 175L225 177H226ZM235 174V173H234ZM240 174V173H239ZM248 174V173H247ZM250 174H252L251 172H250ZM259 174H261V173H259ZM102 175V174H101ZM104 175V174H103ZM109 175V174H108ZM107 175V176H108ZM184 175V174H183ZM208 175V174H207ZM220 175V174H219ZM232 175V174H231ZM243 175V174H242ZM254 175H256V173H254ZM185 176V175H184ZM200 176V175H199ZM237 176V175H236ZM251 175H249V177H250ZM257 176H258V173H257ZM67 177L70 179V180H72V181H70L68 184H69V186H67V187H69V192L71 191V192H76V190L79 188H77V186L74 184V179L76 180V178L75 177H77L74 173H68V175H67ZM109 177V176H108ZM233 177V175L231 176V177H229L228 179L229 180H227V181H230V178H232ZM247 177V176H246ZM255 177V176H254ZM258 177H260V176H258ZM65 178V177H64ZM94 178H96V177H94ZM133 178H135V179H133ZM211 178V177H210ZM237 178H238V176H237ZM243 178V177H242ZM241 178V179H242ZM252 178H253V176H251V178H249V180H251L252 182L254 181L255 183H258L259 182V179H255V178H253L254 180H252ZM68 179V180H69ZM206 179H208V178H206ZM206 179H205V182H207L206 181ZM233 179H234V177H233ZM243 179H245V178H243ZM97 179H95L94 181H96ZM223 180H224V178H223ZM236 180V179H235ZM238 180H240V179H238ZM246 181H247V179H245ZM257 182H256V181ZM93 181V180H92ZM93 181V182H94ZM100 181H102V180H100ZM227 181L225 182L224 181V183H227ZM244 181V180H243ZM241 182V183H244V182H246V181H244V182ZM7 182V183H6ZM15 182H17V183H15ZM68 182V181H67ZM103 182V181H102ZM106 182V181H105ZM104 182V183H105ZM211 182V181H210ZM232 182H234V181H232ZM238 182V181H237ZM237 182H235V184L237 183ZM8 183H10V187H9V185H8ZM89 183V182H88ZM91 183V182H90ZM89 183V184H90ZM97 183V182H96ZM189 183V182H188ZM188 183H186V185L188 184ZM203 183V182H202ZM221 183H223V181H221ZM224 183L221 185V186H223L224 185ZM239 183V182H238ZM262 183H264V182H262ZM261 183V184H262ZM6 186H5V185ZM65 184V183H64ZM67 184V183H66ZM193 184V183H192ZM204 184V183H203ZM217 184V183H216ZM229 185H227L228 187H226V188H224L225 186H223V187H221V189H222V191L224 190V189H226L225 191H227V189L230 187V182L228 183ZM246 184H248V183H246ZM246 184H244V185H246ZM259 184V183H258ZM4 185V186H3ZM55 185V186H54ZM206 185H207V183H206ZM209 185V184H208ZM212 185V184H211ZM243 185V186H244ZM253 185L255 186V184L253 183ZM257 185V184H256ZM65 186V185H64ZM113 186H115V185H113ZM213 186V185H212ZM217 186H218V184H217ZM240 187H238V188H241V189H243L242 190V192H244V188H245V186H244V188H242L241 187V184L239 185ZM259 186H260V184H259ZM9 188V190H7L8 188ZM62 187V186H61ZM90 187V186H89ZM187 187V186H186ZM193 187V186H192ZM191 187V188H192ZM203 187V186H202ZM219 187V186H218ZM252 187V186H251ZM250 187V189H249V186H248V188H247V190L249 189V190H251L252 188ZM7 188V189H6ZM57 188V189H56ZM96 188V187H95ZM101 188V187H100ZM176 188H178V187H176ZM208 188H215L214 186L213 187H208L207 186V190H209ZM254 188H257L258 190H259V188H258V185L256 186V187H254ZM60 189V188H59ZM68 188H66V189H64V190H67ZM89 189V188H88ZM94 189V188H93ZM175 189V188H174ZM206 189V188H205ZM220 189V190H221ZM232 189V188H231ZM241 189H239V190H241ZM64 190H62V191H64ZM79 190V189H78ZM96 190V189H95ZM101 190V189H100ZM114 190V189H113ZM191 190V189H190ZM211 190V189H210ZM219 190V191H220ZM230 189H228V191L227 192H231V190L229 191ZM233 190L234 189H232V193H233ZM35 191V192H34ZM61 191V190H60ZM61 191V193H63ZM90 191H91V189H90ZM104 191H105V188H104ZM212 192L214 191L213 189L211 190ZM225 191H223L224 193H223V197H225L224 196V194H227ZM93 192V191H92ZM99 192V191H98ZM137 192H139V196L138 197H136L137 196ZM188 192V191H187ZM215 192H216V190H215ZM241 192V191H240ZM239 192V193H240ZM249 192V191H248ZM65 193V192H64ZM94 193H96V191L94 192ZM101 193V192H100ZM208 193V192H207ZM217 193V192H216ZM215 193V194H216ZM251 193V192H250ZM253 193V192H252ZM254 193H257V192H254ZM46 194V196H47V194H49V198H50V200L48 201L49 203L48 204H46L45 203V206L44 205H39L38 204V200H36V198H37V196H40L41 197V195H45ZM97 194V193H96ZM191 194H192V192H191ZM202 194V193H201ZM209 194V193H208ZM208 194H206V196L205 195H202V197H204L205 196V198H208ZM211 194V193H210ZM218 194V193H217ZM220 194H222V192L220 193ZM241 194V193H240ZM243 194V193H242ZM67 195V194H66ZM212 195V194H211ZM210 195V196H211ZM232 195H234V193L232 194ZM257 195H260L259 194V191H258V193H257ZM98 196H100V194L98 195ZM213 196V195H212ZM220 196V195H219ZM249 197L251 196H256L255 194L253 195V194H250V195H248ZM101 197V196H100ZM105 197V196H104ZM188 197H189V195H188ZM193 197H194V195H193ZM195 197H196V195H195ZM194 197V198H195ZM198 197V196H197ZM214 197V196H213ZM213 197H212V199H213ZM221 197V196H220ZM222 197V198H223ZM247 197V196H246ZM246 197H245V200H246ZM248 197V198H249ZM252 197V198H253ZM258 197V196H257ZM260 197V196H259ZM261 197H262V195H261ZM96 198V197H95ZM193 198V199H194ZM199 198V197H198ZM219 198V197H218ZM228 198V197H227ZM238 198V197H237ZM247 198V202H248V200L249 201H251L252 199L251 198H249L248 199ZM40 199V198H39ZM43 199V198H42ZM174 199V198H173ZM191 199V198H190ZM202 199H204V198H202ZM209 199H210V197H209ZM230 199V198H229ZM236 199V198H235ZM254 199V198H253ZM41 200V199H40ZM117 200V201H118ZM177 200V199H176ZM205 200V199H204ZM211 200V199H210ZM219 200V199H218ZM227 200V199H226ZM257 199H255L254 201H256ZM259 200L262 202V204H264V201H262L260 198H259ZM259 200H257V201H259ZM37 201V202H36ZM194 201H195V199H194ZM197 201V200H196ZM206 201H208L207 199H206ZM213 201H214V199L211 201L212 203H213ZM216 202H217V200H215ZM234 201V200H233ZM244 201V200H243ZM254 201H252V203L254 202ZM70 202V201H69ZM163 203H164V200L162 201ZM198 202V201H197ZM205 202V201H204ZM219 202V201H218ZM229 202V201H228ZM238 202V201H237ZM245 202V201H244ZM115 203H116V201H115ZM115 203L113 204V205H115ZM220 203H222V202H220ZM226 203V202H225ZM233 203V202H232ZM232 203H231V205H232ZM259 203V202H258ZM257 203V204H258ZM116 204H118V202L116 203ZM165 204H166V202H165ZM205 204V203H204ZM208 204V203H207ZM214 204V203H213ZM218 204V203H217ZM216 204V205H217ZM236 205L238 204V203H235ZM245 205H246V203H244ZM254 204V203H253ZM255 204H256V202H255ZM254 204V205H255ZM101 205V206H100ZM106 207H105V206ZM175 205V204H174ZM206 205V204H205ZM209 205V204H208ZM211 205V204H210ZM215 205V204H214ZM235 205V206H236ZM245 205H242V206H244L245 207ZM249 205H252L251 203L249 204ZM249 205H246V206H249ZM259 205V204H258ZM261 205V204H260ZM100 206V207H99ZM213 206V205H212ZM218 206V205H217ZM219 206H221V205H219ZM218 206V207H219ZM223 206V205H222ZM225 206V205H224ZM262 207H264V205H261ZM114 208L116 207V206H113ZM168 207V206H167ZM177 207V206H176ZM196 207V206H195ZM200 207V206H199ZM216 207V206H215ZM214 207V208H215ZM226 207V206H225ZM236 207H238L239 208V204H238V206H236ZM240 207H241V204H240ZM244 207H242V208H244ZM251 207V206H250ZM256 207H257V205H256ZM255 207V208H256ZM260 207V206H259ZM212 208V207H211ZM224 208V207H223ZM222 208V209H223ZM242 208H240L241 210H242ZM252 208H254L253 206H252ZM251 208V209H252ZM66 209H67V207H66ZM169 209V208H168ZM172 209V208H171ZM225 209H227V208H225ZM224 209V210H225ZM232 209H233V207H232ZM246 209V208H245ZM248 209V208H247ZM257 209V208H256ZM255 209V210H256ZM262 209V208H261ZM49 210V211H48ZM82 210V209H81ZM115 210V209H114ZM195 210H196V208H195ZM215 210V212L218 210H216V209H214ZM254 210V211H255ZM258 210V209H257ZM93 211V212H92ZM172 211L174 212V210L172 209ZM212 211V210H211ZM238 211H239V209H238ZM245 211V210H244ZM247 211V210H246ZM252 212H253V210H251ZM31 212H32V214H33V212H38V213H40L39 215V218L37 219V221H35V220H31L32 222H30V223H32V225L30 224V223H28V225H26L27 224V221L24 223V221L25 220H29L28 218L26 219V217L27 216H32V214H31ZM41 212H43V213H41ZM45 212V213H44ZM49 214H48V213ZM66 212H69L68 210L66 211ZM93 214H92V213ZM94 212H96L95 214H94ZM208 212V211H207ZM218 212V211H217ZM227 212V211H226ZM241 212V211H240ZM243 212V211H242ZM248 212L251 214L252 212H250V208H249V210H248ZM70 213V212H69ZM103 213H105V214H103ZM224 213V212H223ZM238 213V212H237ZM255 212H253V214H254ZM260 213H262V211L260 212ZM26 214H27V216H26ZM68 214V213H67ZM83 214V215H84ZM166 214H168V213H166ZM198 214V213H197ZM204 214V213H203ZM213 214V213H212ZM217 214V213H216ZM218 214H219V212H218ZM226 214H228V213H226ZM234 214V212L232 213V215ZM257 214V213H256ZM262 214H264V213H262ZM47 215H50V217L49 216H47ZM56 215H58V218L59 219H61V223L59 222V223H57V221H55L56 219H54V216L56 217ZM175 215L177 216L178 214L175 212ZM204 215H206V214H204ZM204 215H203V217H204ZM215 214H213L212 216H214ZM225 215V214H224ZM36 216V215H35ZM44 216H47V217H44ZM164 216H165V214H164ZM167 216V215H166ZM188 216V215H187ZM186 216V217H187ZM248 216V215H247ZM261 215H259V217H260ZM69 217V216H68ZM113 219H112V218ZM178 217V216H177ZM208 217H209V215H208ZM219 217V216H218ZM236 217H237V215H236ZM241 217V216H240ZM250 217H251V215H250ZM57 218V219H58ZM205 218V217H204ZM203 218V219H204ZM207 218V217H206ZM211 218H213V217H210V219ZM222 218H224V216L222 217ZM229 218V217H228ZM232 218H234V215H233V217ZM255 218H257V215H255ZM261 218V219H260ZM260 218H257V220H258V223L260 224H258L259 226H261L262 224H261V221H262V218H264V216H261ZM24 219V220H23ZM63 219V220H62ZM74 219V218H73ZM163 219V218H162ZM176 219H178V218H176ZM208 219V218H207ZM210 219H208V220H210ZM215 219H216V216H215ZM218 219V218H217ZM229 219H231V218H229ZM228 219V220H229ZM235 219V218H234ZM241 219H243V218H241ZM72 220V219H71ZM85 220V219H84ZM204 220H206V219H204ZM212 220V221H211ZM210 221L211 222H213L214 221V218L213 219H211ZM246 220V219H245ZM244 220V221H245ZM250 220L251 221H253L252 220V218H250L249 219V222H250ZM256 220V219H255ZM254 220V221H255ZM259 220H260V222H259ZM70 221V220H69ZM73 221V220H72ZM92 221H90V222H92ZM171 221H172V219H171ZM181 221H182V219H181ZM184 221V220H183ZM182 221V222H183ZM186 222L188 221V220H185ZM190 221V220H189ZM215 221H217V220H215ZM218 221H221L220 219L218 220ZM225 221V220H224ZM231 221H232V219H231ZM235 221H236V219H235ZM243 221V220H242ZM243 221V222H244ZM246 221H248V220H246ZM5 222V223H4ZM71 222V221H70ZM92 222V223H93ZM162 222H164V221H162ZM207 223H208V221H206ZM227 222V221H226ZM262 222H264V221H262ZM22 223H24V225L22 226ZM74 223V222H73ZM88 224H89V222H87ZM174 223V222H173ZM177 223L179 224V225H177L176 224V226H182L183 225V223H182V225H180V223L181 222H178L177 221ZM214 223V222H213ZM229 223V222H228ZM246 223V222H245ZM87 224V225H88ZM184 224H187V223H184ZM212 224V223H211ZM220 224H221V222H220ZM231 224V223H230ZM247 224V223H246ZM25 225L27 226V227H29V226H31L32 227V236H31V238H28V240H24L22 237L24 236V235H22V232H23V230H24V227H25ZM76 225V224H75ZM172 225V224H171ZM196 225V224H195ZM228 225V224H227ZM232 225V224H231ZM250 225V224H249ZM184 226V225H183ZM183 226H182V228H183ZM192 226H193V224H192ZM206 226H207V224H206ZM232 226H234V225H232ZM242 226H244V223H243V225ZM241 226V227H242ZM259 226L257 227V230H258V228H259ZM22 227H23V230H21L22 229ZM27 227H25V229L27 228ZM85 227V226H84ZM194 227V226H193ZM208 227V226H207ZM212 227V226H211ZM221 227V226H220ZM229 227V226H228ZM231 227V226H230ZM262 227H264V225H262ZM175 228V229H174ZM185 228H186V226H185ZM188 228V227H187ZM206 228V227H205ZM210 228V227H209ZM224 228V227H223ZM227 228V227H226ZM261 228V227H260ZM28 229V228H27ZM103 229H101L100 231H103ZM168 229V228H167ZM202 229V228H201ZM208 229V228H207ZM206 229V230H207ZM221 229V228H220ZM232 229V228H231ZM239 229H240V227H239ZM242 229H244V228H242ZM248 229V228H247ZM183 230V229H182ZM205 230V229H204ZM222 230H224V229H222ZM234 230V229H233ZM241 230V229H240ZM245 230V229H244ZM260 230V229H259ZM258 230V231H259ZM22 231V232H21ZM75 231H76V229H75ZM87 231V230H86ZM93 231V230H92ZM99 231V230H98ZM225 231H227V229H225ZM229 231V230H228ZM239 231V230H238ZM242 231V230H241ZM262 231V230H261ZM77 232V231H76ZM198 232H199V229H198ZM212 232V231H211ZM224 232V231H223ZM229 232H232V230H230ZM247 232H248V230H247ZM0 233H1V230H0ZM24 233H25V231H24ZM97 233V232H96ZM100 233V232H99ZM240 233V232H239ZM238 233V234H239ZM246 233V232H245ZM256 233H257V231H256ZM209 234H210V232H209ZM208 234V235H209ZM213 234V233H212ZM224 234V233H223ZM21 235H22V237H21ZM98 235V234H97ZM183 235V234H182ZM208 235H206V236H208ZM222 235V234H221ZM224 235H226V233L224 234ZM233 235H234V233H233ZM241 235H243V234H241ZM51 236V237H50ZM91 236V235H90ZM95 236V235H94ZM103 236V235H102ZM204 236V235H203ZM228 236V235H227ZM50 237V238H49ZM84 237V236H83ZM99 237V236H98ZM209 237L211 238V234L209 235ZM209 237H207V239L209 238ZM213 237H215V236H213ZM246 237V236H245ZM256 237V236H255ZM261 237H264V236H261ZM77 238V237H76ZM97 238V237H96ZM178 238V239H177ZM206 238V237H205ZM209 238V239H210ZM241 238H243V237H241ZM247 238V237H246ZM249 238V237H248ZM247 238V239H248ZM73 239V240H72ZM184 239V238H183ZM206 239V240H207ZM208 239V240H209ZM224 239V238H223ZM244 239V238H243ZM253 239H254V237H253ZM259 239V238H258ZM76 240V239H75ZM101 240V239H100ZM182 240V239H181ZM220 240V239H219ZM222 240V239H221ZM57 241V240H56ZM86 241V240H85ZM88 241H90V240H88ZM92 241V240H91ZM184 241V240H183ZM242 241V240H241ZM259 241V240H258ZM262 241H264V240H262ZM106 242V243H107ZM198 242V241H197ZM217 242V241H216ZM239 242V241H238ZM250 242V241H249ZM260 242H261V240H260ZM73 243V242H72ZM71 243V247H73L72 245H75L74 243L72 244ZM93 243V242H92ZM95 243V242H94ZM109 243H107V246H108V244ZM201 243V242H200ZM206 243H208V242H206ZM221 243V242H220ZM79 244V243H78ZM91 244V243H90ZM97 244V243H96ZM232 244V243H231ZM230 244V245H231ZM248 244L249 243H247L246 242V245L245 246H248ZM262 244V243H261ZM77 245V244H76ZM85 245H87V244H85ZM85 245L83 244V245H81V246H74V248L76 249V250H74V254H72L73 256L72 257H75V260L77 259L78 260V262H80V264L82 263V264H92V263H94V262H92V263H88L89 261H87V259L89 258H87V257H85L84 256V258L82 257L83 256V254H82V252H85V250H83L82 252L80 251V250H82V249H86V247H85ZM104 245H105V242H104ZM203 245V244H202ZM209 245V244H208ZM213 245V247H214V244H212ZM235 245V244H234ZM87 246H89V245H87ZM91 246H94V245H91ZM96 246V245H95ZM94 246V247H95ZM99 246V245H98ZM98 246H96L95 248H97L98 249ZM101 246V245H100ZM205 246V245H204ZM207 246V245H206ZM229 246V245H228ZM232 246V245H231ZM90 247V246H89ZM94 247H91V248H94ZM217 247V246H216ZM236 247V246H235ZM258 247V246H257ZM90 248V250H92ZM103 250H104V248L103 247H101ZM112 248V249H113ZM203 248V247H202ZM209 248V247H208ZM219 248V247H218ZM218 248L216 249V250H218ZM232 248V247H231ZM243 249H244V246L242 247ZM247 248V247H246ZM248 248H250V247H248ZM232 249H234V247L232 248ZM242 249V250H243ZM262 249V248H261ZM100 250V249H99ZM98 250V251H99ZM212 250H214V249H212ZM211 250V251H212ZM230 250V249H229ZM242 250H241V252H242ZM248 250V249H247ZM251 250V249H250ZM89 250H87V252H88ZM203 251V250H202ZM210 251V252H211ZM230 251H233V250H230ZM246 251V250H245ZM257 251V250H256ZM262 251H264V250H262ZM261 251V252H262ZM80 252H81V254H82V256H81V254H80ZM93 252H95V249H94V251ZM112 252H116V250L114 251H112ZM112 252H110L109 253V255L112 253ZM139 252H140V254H143V255H139ZM197 252H199V251H197ZM201 252V251H200ZM237 252V251H236ZM71 253H73V252H71ZM209 253V252H208ZM215 253V252H214ZM218 253V252H217ZM228 253V252H227ZM235 253V252H234ZM240 253V252H239ZM257 253V252H256ZM87 254V253H86ZM201 254V253H200ZM203 254V253H202ZM262 254H264V253H262ZM71 255V254H70ZM112 255V254H111ZM223 255V254H222ZM221 255V256H222ZM224 255H225V253H224ZM223 255V256H224ZM234 255V254H233ZM235 255H237V254H235ZM241 255V254H240ZM260 255V254H259ZM114 256V255H113ZM117 256H119V255H117ZM182 256V255H181ZM184 256V255H183ZM203 256V255H202ZM220 256V257H221ZM226 256V255H225ZM228 256V255H227ZM251 256H252V253H251ZM255 256V255H254ZM258 256V255H257ZM105 257V256H104ZM108 257V256H107ZM107 257H106V259H107ZM228 257H230V255L228 256ZM239 257V256H238ZM213 258V257H212ZM216 258V257H215ZM224 258V257H223ZM253 258V257H252ZM72 259H74V258H72ZM104 259V258H103ZM109 259H110V257H109ZM181 259V258H180ZM187 259H189V258H187ZM228 259V258H227ZM226 259V260H227ZM232 259V258H231ZM231 259H230V262H231ZM70 260L71 259H69V262H70ZM98 260V259H97ZM192 260V259H191ZM225 260V259H224ZM235 260H236V258H235ZM235 260H233V262L235 261ZM238 260V259H237ZM254 260V259H253ZM258 260V259H257ZM94 261V260H93ZM104 261H105V259H104ZM115 261H117V260H115ZM179 261V260H178ZM187 261V260H186ZM185 261V262H186ZM214 260H212V262H213ZM240 261V260H239ZM238 261V262H239ZM91 262V261H90ZM95 262H97V261H95ZM177 262V261H176ZM192 262V261H191ZM229 262V261H228ZM258 262V261H257ZM77 263V262H76ZM104 263V262H103ZM106 263V262H105ZM126 263V262H125ZM252 263V262H251ZM259 263V262H258ZM71 264H72V262H71ZM98 264V263H97ZM106 264H109V263H106ZM111 264V263H110ZM117 264V263H116ZM150 264V263H149ZM155 264V263H154ZM183 264V263H182ZM186 264V263H185ZM226 264V263H225ZM232 264V263H231ZM239 264H240V262H239ZM242 264V263H241ZM255 264V263H254ZM262 264H264V263H262Z\"/></svg>",
  "mask_w": 264,
  "mask_h": 264
}]
</instances>
